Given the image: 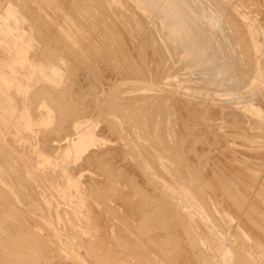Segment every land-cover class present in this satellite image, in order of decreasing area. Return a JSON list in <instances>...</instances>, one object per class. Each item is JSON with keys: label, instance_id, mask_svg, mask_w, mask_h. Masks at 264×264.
I'll return each instance as SVG.
<instances>
[{"label": "rangeland", "instance_id": "1", "mask_svg": "<svg viewBox=\"0 0 264 264\" xmlns=\"http://www.w3.org/2000/svg\"><path fill=\"white\" fill-rule=\"evenodd\" d=\"M1 2H0V5L2 6H0L1 8H0V17L2 16H6V14L4 13V14H2V12H3V9H4V11H5V9L7 8V7H9L10 9H11V12H12V16H9L11 19L8 21V24L10 25V26H16L17 27V29L15 30V34L13 33V35H11L12 37H10V44H12V45H7V44H4V46L3 47H0V56L1 57H4L5 55H7V49L8 48H10L9 46H15L14 44H15V41H16V36H17V34H20V35H22V37L24 38V41H26V42H24L23 43V45H24V48H25V50H26V53L28 54V55H30L32 52L31 51H33V53L31 54V58H33V60H35L34 62H35V67H36V74H37V76L38 77H36L35 78V80L33 81L32 80V83H31V91H30V93L27 95V97L24 99V103H27L28 104V102H30L29 103V107H30V110L31 111H34L33 112V114L35 115L34 116V121H35V125H34V127H35V131L36 132H38L39 131V128L41 127V125H40V122H41V119L40 118H42V117H44L45 115H47L46 114V111L47 112H49L50 113V115H51V117H52V124H51V128H49V129H47V131L46 132H48V134L46 133L45 135H47V136H45V141H43L44 142V144L46 143H48L49 145H50V143H51V139H52V137L54 138V136L57 138V139H60V138H62V136L64 135V133H66L67 131H70V129H68V128H71L72 127V129H73V127L74 126H76V128L80 131V132H82V133H84V134H87V135H89L91 138H92V140L93 141H95V142H97L99 145L97 146V147H100V148H97L96 146H95V148H96V150H98L99 149V151H97V152H95L94 154H92L90 157H92V158H89V153L90 152H88V153H86L85 154V156H84V158H86L87 159V161H85V162H83L82 164L81 163H79V164H77L78 166H80L79 168H78V166H76V168H77V171H75L74 173L76 174V172H77V174L76 175H78V173H79V171H80V168H81V171H80V174H83V178H84V180H89L88 178H95V180L92 178V180L93 181H100V179L103 177V178H105L106 180H108V175L106 174V173H104L103 171H101V167L105 164V166H107V165H109V168L110 167H112V168H115L114 169V172L116 173V171H118V170H120V169H122L121 171L123 172L122 173V175H128L129 173L128 172H130L131 174H132V172H133V174L131 175V174H129L127 177H129L130 175L131 176H135V178L137 179L138 178V180L141 182V183H143L144 182V184H145V182H146V177H143V175L142 174H140V173H138L139 171L137 170L138 169V167L136 168V166H137V164H135V163H137L136 162V160L134 159L135 158V152H137L138 151V154H139V156L142 158V160H143V163H144V165H145V167H146V169H147V172L149 173V175H150V177H152L154 180H153V182H155V184H158L160 187H162L166 192H167V194L171 197V199L172 200H174V201H176L180 206H182V208H184V210H185V213L189 216V218H190V220H191V223H192V228H193V231H195V237L197 238V241H198V243H200V247H195V250H193V252L195 253V254H200L199 253V251L200 252H203L202 254L204 255H209V256H212V260H213V262H215V264H236V262H239L238 264H240L241 263V259H239L240 258V256H238V254H237V248H239L240 247V244H239V239L237 238V237H239V238H241V237H243V246H242V249L245 251V252H248V254H249V256L251 257V260H252V262H253V264H264V262H262V261H264V254H263V251H260V250H262V249H258L257 248V245L256 244H254V242H252L251 243V241L253 240H249L250 238H252L251 236H249V235H251L253 232H254V230H256V231H258L259 230V228H260V230L261 229H264L263 227H264V225H262L261 223L263 222L264 223V211H263V209H264V0H258L259 2H257L256 3V1L257 0H216V1H214V0H187L188 1V4L186 3V0H184V2H185V5H186V7H190V9H191V7H192V9H191V11H190V13L189 12H187V13H189L188 15L186 14L185 15V17L187 18V16H188V18L189 19H196V21H194L195 23H193L194 25H198V26H200V27H195L193 30H194V32H196V33H194V34H197L198 32L200 33V32H202V33H204L205 31L204 30H208L209 32V34H211L210 36L212 37H210L209 39H207V45L205 44H203V43H205L204 42V39H205V37H207V36H205V33H207V31L204 33V34H202V35H204V37L201 35V36H199L200 34H198V36L200 37H196L194 34H193V32H192V36L194 35L195 36V38H194V40H193V42H194V44H195V42H196V40H197V44H199V43H201L202 41V43L200 44V45H196V46H194V48H198V47H201V45H202V48H203V46H204V48H205V50H203L204 52L206 51V53L210 56V54L212 53L211 51H213V52H215V53H213V54H211L212 55V57L211 58H215L216 60H215V64L217 65V68L218 69H216L215 67H216V65L215 64H213V66H212V64H211V62L212 61H214L213 59L211 60L210 59V57L209 56H207L206 54H204V53H201V51L199 50L198 51V53L200 54H198L197 52V54L195 55V57L197 58V56L199 55V58H197L198 59V61L195 59H193V58H195V57H190L188 60H189V64H188V60L187 59H184V57L181 55L182 54V50H181V47H182V45H181V43L180 42H178V44H177V47H176V49H175V46L174 45H176V43L177 42H170L171 40L170 39H168L169 40V43H168V40L165 38L166 36L165 35H167V33L168 32H166V33H164V37H162L163 36V34L162 33H160V31L158 30H156V29H154V28H156V26H157V29H159V25H157L158 24V20H157V18H160V17H163L164 15H163V13H160V12H157L154 8H152L151 6H145V9H142V6L141 7H139V5H141V2H140V0L138 1V0H136V1H134V0H130V1H132V2H130L129 0V2L128 3H126L127 1L126 0H124L123 2H122V0L120 1V0H107V3L106 4H104L105 2H106V0H5V1H3V0H0ZM13 1H14V3H13ZM22 1V2H21ZM28 2V4H26L27 2ZM40 1V2H39ZM44 1V2H43ZM60 1V2H59ZM73 1V2H72ZM102 1V2H101ZM105 1V2H104ZM172 2H174L173 0H171ZM177 1V0H176ZM179 1V0H178ZM214 1V2H213ZM219 1H221L224 5H222L221 4V2H219ZM242 1V2H241ZM17 2V3H16ZM76 2V3H75ZM83 2H84V4H83ZM87 2V3H86ZM90 2H94V3H96L95 5H92V4H94V3H90ZM99 2V3H98ZM189 2L192 4V6H191V4H189ZM216 2H218V3H216ZM226 2V3H225ZM33 3V4H32ZM40 3H42L41 5H40ZM48 4V5H46V4ZM66 5H65V4ZM74 3V4H73ZM130 3V4H129ZM134 3V4H133ZM178 5H179V2H176ZM175 2H174V4H176ZM15 4V5H14ZM18 4H20V5H18ZM62 4V5H61ZM64 4V5H63ZM122 4H124L126 7H124V5H122ZM128 6H130V7H128ZM131 4H133V5H131ZM214 4V5H213ZM17 5H18V7H17ZM37 5V6H36ZM43 5V6H42ZM73 5V6H72ZM88 5H90V6H88ZM98 5H101V6H99V8H98ZM105 5H107V6H109V7H111V8H108L107 6H105ZM113 5H115V6H113ZM194 5V6H193ZM196 5V6H195ZM216 5H218L217 6V8L215 7ZM263 5V6H262ZM21 7V9H20V7ZM25 6V7H24ZM29 6H30V9H29ZM44 6L46 7V8H44ZM70 6V7H69ZM95 8H94V7ZM113 6V7H112ZM120 6H123V7H121L120 8ZM224 6H225V8H224ZM227 6V7H226ZM228 6H229V8H228ZM24 7V8H23ZM28 7V8H27ZM37 7H39L38 9H37ZM41 7V8H40ZM42 7H43V9H42ZM50 7V8H49ZM77 7V8H76ZM82 7V8H81ZM89 7V8H88ZM101 7V8H100ZM116 7V8H115ZM117 7H119V8H117ZM136 7H137V9H139L138 10V12H139V14H140V11L142 12L141 14H140V16H141V18H140V16H139V14H137V9H136ZM150 7H151V10H150ZM193 7H195V8H193ZM33 8V9H32ZM52 8V9H51ZM86 8V9H85ZM123 8H125V9H127V10H125V9H123ZM133 9V8H135L133 11H131L130 9ZM198 8V9H197ZM220 8H222V9H220ZM226 8L228 9V12H227V10H226ZM231 8V9H230ZM23 9V10H22ZM30 11H29V10ZM83 9V10H82ZM88 9V10H87ZM93 9L95 10V11H93ZM99 9V10H98ZM107 9L109 10V11H107ZM114 9V10H113ZM115 9H117L116 11H115ZM124 11H123V10ZM196 9V10H195ZM220 9V10H219ZM224 9V10H223ZM230 9V10H229ZM25 10H27V11H25ZM32 10V11H31ZM40 10V11H39ZM46 10V11H45ZM48 10V11H47ZM50 10V11H49ZM105 10H106V12H105ZM111 10V11H110ZM121 10V11H120ZM197 10H199V11H197ZM216 12H215V11ZM253 10H254V12H253ZM34 11L35 12H37V13H34ZM45 11V12H44ZM66 11H68V12H66ZM69 11L70 12H72V13H70V15H69ZM83 11H84V13H83ZM113 11V12H112ZM124 13H123V12ZM135 11V12H134ZM180 11V14H181V16L183 17L182 19H184V21L185 22H188V21H190V22H188V24H190V26H189V29L192 27H194L193 26V24H191V20H189L188 18L186 19L185 17H184V14L186 13V11L185 10H183L182 9V11L181 10H179ZM196 11V12H195ZM231 11V12H230ZM27 13L26 14V16H30L31 18H32V20L36 23V25H38V28H40L41 27V29L39 30L40 32H37L36 34H35V36H34V34H33V29H34V27H33V25L30 23V19H27L26 18V16L24 15L25 13ZM49 12V13H48ZM52 12V13H51ZM67 14H66V13ZM87 12V13H86ZM101 12V13H100ZM118 12V13H117ZM123 14H121V13ZM127 12V13H126ZM129 12V13H128ZM183 12H184V14H183ZM200 12H202L201 13V15H199L200 14ZM222 12L224 13H226V15H225V13L224 14H222ZM233 12H235L234 14H230V13H233ZM22 13H24V14H22ZM40 13V14H39ZM60 13V14H59ZM82 15H81V14ZM88 13H90V14H88ZM111 13H112V15H111ZM116 13V14H115ZM237 13V14H236ZM259 13V14H258ZM30 14V15H29ZM34 14H36V16L34 15ZM38 14V15H37ZM51 14V15H50ZM101 14V15H100ZM108 14V15H107ZM115 14V16L113 17V15ZM119 14V15H118ZM128 14H129V16H128ZM134 14H137V16L135 15L134 16ZM142 14H143V17H147L148 18V22H144L143 20H145V18L144 19H142L143 17H142ZM160 14H162L163 16H161ZM183 14V15H182ZM235 14H236V16H235ZM88 15H89V20H91V22L92 23H90L89 22V20H88ZM91 15H93L92 17L93 18H91ZM103 15V16H102ZM111 15V16H110ZM158 15H159V17H158ZM189 15H190V17H189ZM214 15V16H213ZM215 15H216V17H215ZM218 15V16H217ZM229 15H232V17L231 16H229ZM239 15V16H238ZM35 16V17H34ZM38 16V18H36ZM42 16V17H41ZM51 16V17H50ZM107 17V19H111V20H108V22H107V19H106V17ZM109 16V17H108ZM120 18H119V17ZM124 16H125V18H124ZM133 16V17H132ZM191 16H192V18H191ZM198 16H199V18H200V16L203 18H200V20L198 19ZM205 16V17H204ZM234 16H235V18H234ZM45 17H46V19H45ZM72 17V18H71ZM98 17V18H97ZM116 17L118 18V19H116ZM127 17H129L128 19H127ZM171 17H173V16H171ZM219 19H218V18ZM221 17V18H220ZM238 17H240V18H238ZM45 20H43V19ZM47 18H48V20H47ZM81 18V19H80ZM82 18H84V19H82ZM87 18V19H86ZM97 18V19H96ZM100 18V19H99ZM105 18V19H104ZM123 18V19H122ZM175 18V17H174ZM174 18H172V19H174ZM226 18H228V19H226ZM50 19V20H49ZM103 21H102V20ZM138 19H141L140 21H142V22H140ZM186 19V20H185ZM233 19V20H232ZM235 19V20H234ZM67 20V21H66ZM75 20H77L76 21V23L74 22ZM84 20V21H83ZM97 20V22H95ZM120 20H121V23H120ZM132 20V21H131ZM157 20V24L154 22V21H156ZM199 20V21H198ZM201 20H203V22H201V24L203 23L204 24V26L206 25V27L203 29V28H201V24H199L200 23V21ZM237 20V21H236ZM243 20V21H242ZM37 21V22H36ZM51 21V22H50ZM59 21V22H58ZM80 21V22H79ZM102 21V22H101ZM119 21V22H118ZM126 22L127 23V26H129V27H127L126 26V24H124V22ZM135 21V22H134ZM192 21V22H193ZM231 21V22H230ZM234 21H235V24L237 23V27H236V25L234 24ZM238 21H239V23H238ZM240 21H241V23L243 24L244 23V25H242L241 23H240ZM27 22H29V23H27ZM53 22V23H52ZM67 22H68V24H67ZM82 22V23H81ZM105 22H107V23H105ZM109 22H111V24H109ZM131 24H129V23ZM134 22V23H133ZM140 22V23H139ZM197 22V23H196ZM206 22H207V24H206ZM233 22V23H232ZM38 23V24H37ZM46 23V24H45ZM49 23V24H48ZM51 23H52V25H51ZM75 23V24H74ZM81 23V24H80ZM95 23V24H94ZM102 23V24H101ZM118 23H120V24H118ZM123 23V24H122ZM144 23H145V25L147 26V24H148V26L150 25V26H153V25H155L156 24V26H153L154 28H152V30L154 31V32H152V30L150 31V32H152L153 33V35H152V33H150L148 30H150L151 28H150V26L149 27H145V25H144ZM147 23V24H146ZM30 24H31V26H30ZM40 24V25H39ZM55 25V27H54V25ZM89 24H90V26H89ZM99 24V25H98ZM116 24V25H115ZM123 25L122 27H123V29H122V27L120 26V25ZM136 24V25H135ZM153 24V25H152ZM48 25H50V26H48ZM77 25V26H76ZM79 25V26H78ZM92 25V26H91ZM97 25V26H96ZM107 25H108V27H107ZM115 25V26H114ZM27 26V27H26ZM45 26V27H44ZM67 26V27H66ZM83 26V27H82ZM99 26V27H98ZM126 26V27H125ZM139 26L140 27H142L143 26V28H141V29H143V31L142 30H140V28H139ZM203 26V27H204ZM232 26H233V28H232ZM235 26V27H234ZM25 27V28H24ZM44 27V28H43ZM49 27V28H48ZM56 27H58V28H56ZM65 27V28H64ZM72 27V28H71ZM81 27V28H80ZM90 27V28H89ZM111 27V28H110ZM114 27V28H113ZM117 27V29L119 30H117V29H115ZM121 27V28H120ZM208 27H210V28H208ZM240 27H244V29H246L247 30V32L248 33H246V35H245V33L244 32H246L245 30L243 31L242 29L243 28H240ZM28 30H27V29ZM48 30H47V29ZM51 28V29H50ZM97 28V29H96ZM101 28L103 29V30H101ZM105 28V29H104ZM127 28V29H126ZM130 28V29H129ZM134 28V29H133ZM138 28V29H137ZM145 28V29H144ZM146 28H149V29H146ZM197 28H201V30H203V31H200V29H198L197 30ZM207 28V29H206ZM238 28H239V31H238ZM30 29V30H29ZM44 29V30H43ZM56 29V30H55ZM69 29V30H68ZM83 29V30H82ZM89 29H90V31H89ZM113 29H115V30H113ZM122 29V30H121ZM124 29H126V30H124ZM130 30V31H128L127 32V30ZM137 29V30H136ZM237 29V30H236ZM240 29H241V31H243V32H241L240 31ZM38 30V29H37ZM46 30V31H45ZM52 30V31H51ZM58 30V31H57ZM68 30V31H67ZM76 32H75V31ZM94 32H93V31ZM113 30V31H112ZM139 30V31H138ZM147 30V31H146ZM156 30V31H155ZM161 30V29H160ZM192 30V29H191ZM190 30V31H191ZM192 30V31H193ZM1 31V30H0ZM53 31H56V32H53ZM83 31H86V32H83ZM98 31H100L99 33H98ZM122 31V32H121ZM139 33H138V32ZM147 33H146V32ZM236 31H237V33H236ZM42 32V33H41ZM60 32H62L63 33V35L60 33ZM70 32V33H69ZM90 33V35H89V33ZM102 32H107L106 33V35H105V33H102ZM121 32V33H120ZM123 32H125V35H124V33ZM131 34H130V33ZM142 32H144V33H142ZM230 32V33H229ZM34 33H35V31H34ZM51 33V36L49 35ZM123 33V34H122ZM126 33L128 34V36L126 35ZM148 33H150V34H148ZM219 33V34H218ZM241 35H243V36H241ZM244 33V34H243ZM39 34V35H38ZM43 34V35H42ZM53 34V35H52ZM119 34H121V35H119ZM138 34H140L139 36L140 37H137L138 36ZM144 34V35H143ZM147 34V35H146ZM235 34V35H234ZM0 35L1 36H4V32H0ZM47 37H45V36ZM50 37H49V36ZM55 35V36H54ZM57 35V36H56ZM97 35V36H96ZM103 35H105L104 36V38H102L103 37ZM111 35V36H110ZM115 35H117V36H115ZM123 35V36H122ZM129 35H131L132 36V38H134V40L132 41V40H130L131 39V36L129 37ZM135 35V36H134ZM142 35L145 37V36H147V37H145V39H146V41L142 38ZM155 35V36H154ZM162 35V36H161ZM181 35H182V33H181ZM207 35V34H206ZM238 35V36H237ZM37 36V37H36ZM41 36V37H40ZM54 36V37H53ZM59 36V37H58ZM61 36V37H60ZM66 37V39H68V40H66V39H64L65 37ZM75 36V37H74ZM77 36V37H76ZM79 36V37H78ZM98 36H100V37H98ZM118 36H120V38L118 37ZM125 36V37H124ZM153 36L154 37H158V38H156V39H159V40H157V42L159 41V43H157L158 44V46L157 45H154V47H153V45H152V41H155V44H156V40H155V38L153 39ZM169 35H167V37H168ZM209 36V35H208ZM214 36V37H213ZM236 36V37H235ZM49 37V38H48ZM55 37H56V40H55ZM64 37V38H63ZM82 37V38H81ZM87 37V38H86ZM92 37V38H91ZM97 37V38H96ZM106 37V38H105ZM112 37V38H111ZM149 37V38H148ZM150 37H152V39L150 38ZM201 37H203L204 39H202ZM243 39H242V38ZM245 37H247V39L245 38ZM45 40V41H43V39ZM50 38H52V39H50ZM77 38V39H76ZM79 38V39H78ZM95 38V39H94ZM119 38V39H118ZM138 38H142V40L141 39H138ZM165 38V39H164ZM169 38V37H168ZM193 38V37H192ZM208 38V37H207ZM240 38V39H239ZM58 39H60V40H58ZM82 39V40H81ZM84 39V40H83ZM88 39V40H87ZM99 39V40H98ZM110 41H109V40ZM113 39V40H112ZM115 39V40H114ZM124 39V40H123ZM126 39V40H125ZM129 39V40H128ZM196 39V40H195ZM198 39H201V40H198ZM213 39V41H214V43H212V40ZM215 39V40H214ZM223 39V40H222ZM238 39V40H237ZM243 40V42H242V40ZM251 40V42L249 41V40ZM51 40V41H50ZM53 40H55L54 42H53ZM63 40V41H62ZM78 40V41H77ZM80 40V41H79ZM87 42H86V41ZM95 40V41H94ZM98 42H97V41ZM105 42H104V41ZM117 40H120V41H117ZM123 40V41H122ZM141 40V41H140ZM150 40V41H149ZM208 40H210V41H208ZM230 40V41H229ZM234 40V41H233ZM245 40V41H244ZM247 40V41H246ZM39 41H40V43H39ZM43 41V42H42ZM47 41H48V43H47ZM50 41V42H49ZM60 41V42H59ZM101 41V42H100ZM109 41V42H108ZM127 43H126V42ZM146 42V44H145V42ZM166 42V43H164V42ZM200 41V42H199ZM205 41H206V39H205ZM224 43H223V42ZM41 42H42V44H41ZM47 44H46V43ZM57 42V43H56ZM59 42V43H58ZM64 42V43H63ZM68 42V43H67ZM71 42V43H70ZM85 42V43H84ZM97 44H96V43ZM114 42H116L115 44H114ZM119 42H120V44H119ZM124 42V43H123ZM132 42H134V43H132ZM136 42H138L139 44H141L142 43V45H139L138 43H136ZM199 42V43H198ZM210 42V43H209ZM216 42V43H215ZM245 42V43H244ZM250 42V43H249ZM45 43V44H44ZM51 43V45H48V44H50ZM55 43L57 44V45H55ZM61 43H62V45H61ZM89 43H91V44H89ZM129 43V44H128ZM130 43L133 45V47H132V45H130ZM148 43V44H147ZM150 43V44H149ZM161 43L162 44H164L163 45V49H162V47H161ZM174 43V47L172 46V44ZM223 43V44H222ZM243 43V44H242ZM248 43V45H249V47H247L248 45H245V44H247ZM64 44V45H63ZM68 44H70V45H68ZM72 44V45H71ZM78 44V45H77ZM102 44H104V45H102ZM111 44H113V45H111ZM126 44V45H125ZM143 44H145V45H143ZM168 44H170V46L168 45ZM211 44V46L213 45V44H218V45H220V46H218V45H216V47H215V45H213L212 47L213 48H215V51L213 50V48L210 46V48L212 49V50H209L210 48H209V45ZM225 44V45H224ZM34 45V46H33ZM39 45H41V46H39ZM48 45V50L50 49V50H53V51H51V52H53L52 53V56H48V54L49 55H51V53H50V50H49V52H48V50H47V46ZM61 45V46H60ZM88 45V46H87ZM97 45V46H96ZM110 45V46H109ZM127 45H129V46H127ZM134 45H135V50H134ZM137 45H139V46H137ZM179 45H181V46H179ZM224 45V46H223ZM36 46V48H33V47H35ZM45 46V47H44ZM56 46V47H55ZM58 46H60L59 47V49H58ZM65 48H64V47ZM70 47V49H69V47ZM78 46V48H80V49H78V48H76ZM82 46H83V48H82ZM93 46V47H92ZM101 46V47H100ZM117 46V47H116ZM121 46V47H120ZM125 46L126 47H130V48H125ZM140 46H144V48L142 49V47H140ZM149 46V47H148ZM160 46V47H159ZM165 46V47H164ZM168 46V48H166ZM198 46V47H197ZM206 46V47H205ZM207 46H208V48H207ZM246 46V47H245ZM46 48V50L44 49V48ZM53 47L56 49V50H54L53 49ZM64 48V50L62 49V48ZM72 47H73V49H72ZM90 47V48H89ZM95 47H97L96 49H95ZM111 47V48H110ZM124 47V48H123ZM138 47H139V49L140 50H138ZM157 47V48H156ZM171 47H173L174 49H171ZM179 47V48H178ZM218 47V48H217ZM219 47H221V49L219 48ZM52 48V49H51ZM67 48V52H66V49ZM76 48V49H75ZM114 48V49H113ZM119 48H121V49H119ZM123 48V49H122ZM152 48V49H151ZM164 48H166V50H165V52L169 55V57H168V55H166L165 54V52L163 51L164 50ZM201 48V49H202ZM203 48V49H204ZM246 48H248L247 50H246ZM69 49V50H68ZM108 49V50H107ZM116 49H117V52H116ZM128 49V50H127ZM133 49V52L131 51ZM149 49V50H148ZM158 51H156V50ZM178 49H180V50H178ZM220 49V50H219ZM57 50H58V52H57ZM61 50H63V51H61ZM70 50H71V52H70ZM73 50H75V51H73ZM79 50V51H78ZM81 50V51H80ZM83 50H85V51H83ZM86 50H88V51H90V52H88V51H86ZM96 50V51H95ZM103 50V51H102ZM112 50H113V52H112ZM148 50V51H147ZM153 52H152V51ZM175 52V50L177 51V53L178 52H180V53H178V55L176 56V57H174L177 53L175 52H173V51ZM197 50V49H196ZM195 50V51H196ZM216 50H217V52H216ZM224 50V51H223ZM252 50H253V52H252ZM38 51V52H37ZM77 51V52H76ZM99 51L102 53H99ZM107 51V52H106ZM123 51V52H122ZM127 51H129V54H128V52ZM135 51H136V53H135ZM140 51V52H139ZM152 53H151V52ZM170 51H172V52H170ZM208 51V52H207ZM219 51H221V52H219ZM243 51H248V53H244ZM250 51V52H249ZM34 52H35V54H34ZM43 52H44V54H45V52H47L45 55L43 54ZM55 52H56V54L57 53H59V54H57L56 56H55ZM73 52H75V53H77V55L75 54V53H73ZM96 52H98V53H96ZM112 52V53H111ZM124 53V55L122 54V53ZM146 52V55L148 54V56H146L144 53ZM157 52V53H156ZM169 52L172 54V56L169 54ZM225 52V53H224ZM242 52V53H241ZM64 53V54H63ZM68 53H70V54H68ZM84 53H86V54H84ZM107 53V54H106ZM116 53H118V55L116 54ZM156 53V55H154ZM174 53V54H173ZM253 53V55L251 56V54ZM38 54H39V56H38ZM73 54V55H72ZM104 54V55H103ZM113 54V55H112ZM115 54V55H114ZM131 54V56L129 57L128 55H130ZM139 54V55H138ZM158 54H159V56H158ZM218 56H217V55ZM248 54V55H247ZM37 55V57H35L36 59H34V56H36ZM62 55V56H61ZM65 55H67V56H65ZM69 55V56H68ZM80 55V56H79ZM86 55V56H85ZM133 55H135V57L133 56ZM150 55V56H149ZM151 55H152V57H151ZM164 55V56H163ZM193 54H191V55H189V56H194ZM204 55V56H203ZM214 55H216V56H214ZM59 57V58H57V59H55V57ZM63 56H65V57H68V58H64ZM79 56V57H78ZM112 56H114V58L112 57ZM116 56V57H115ZM117 56H119V57H117ZM126 56H128V57H126ZM146 56V57H145ZM153 56H154V58H153ZM205 56H207L209 59V61L208 60H206L207 59V57L205 58ZM214 56V57H213ZM246 56V57H245ZM41 57V58H40ZM120 57H121V59H120ZM136 57H138V58H136ZM140 57L142 58L143 57V59H141V60H139L140 59ZM162 57V58H161ZM167 57V59L165 60V58ZM178 57H179V59L181 58V60L182 61H179L178 62ZM221 57V58H220ZM247 57H251L250 59H249V61H248V58ZM37 58H38V60H37ZM43 58V59H42ZM78 60H77V59ZM90 58V59H89ZM99 58V59H98ZM114 60H113V59ZM117 58V59H116ZM146 58L148 59V60H150V61H148V60H146ZM150 58V59H149ZM158 58H160L159 60H158ZM164 58V59H163ZM170 58V59H169ZM183 58V59H182ZM202 58H204L205 59V61H207V62H205L204 61V59H202ZM256 58V59H255ZM50 59H51V61H50ZM56 60V61H54V60ZM71 59V60H70ZM76 59V60H75ZM82 59H84V60H82ZM88 59V60H87ZM93 59H94V61H93ZM97 59V60H96ZM112 59V60H111ZM123 59H124V61H126V63L123 61ZM128 59H132V60H128ZM138 59V60H137ZM173 59H175V60H173ZM176 59H177V62H176ZM190 59H192V61H190ZM201 59L204 61V62H202L201 61ZM251 59H254V60H252L251 61ZM45 60H47V61H45ZM73 60H74V63H73ZM81 60V61H80ZM117 60H119V61H117ZM128 60V61H127ZM136 60V61H135ZM142 60H143V62H142ZM155 60V61H154ZM156 60H158V61H156ZM160 60H162V61H160ZM172 60V61H171ZM55 63H54V62ZM59 61V62H58ZM64 61H66V65H65V62ZM72 61V62H71ZM78 61V62H77ZM82 62L81 64H84V65H86V66H84V65H81L80 64V62ZM87 61V62H86ZM98 61H100V63L98 62ZM109 61V62H108ZM113 61V62H112ZM138 61H141V62H138ZM144 61H146V62H144ZM154 61V62H153ZM167 61V62H166ZM183 61L184 62H186V65L188 64L189 66H186V65H184V63H183ZM211 61V62H210ZM237 63H236V62ZM248 61V62H247ZM253 61H255L254 62V64H252V62ZM56 62H58L59 64H57ZM87 64H86V63ZM97 62V63H96ZM104 64H103V63ZM129 62V63H128ZM130 62H132V63H130ZM136 62V63H135ZM150 63V65H148L147 66V64H149ZM153 62V63H152ZM158 62V63H157ZM161 62H162V66H161ZM170 64H169V63ZM174 62L176 63V67H177V69H176V67H175V65H174ZM194 62H196V64H195V66H192V67H190V65H192ZM209 62V63H208ZM220 62V63H219ZM251 62V63H250ZM61 63V64H60ZM69 63V64H68ZM73 64V65H71V64ZM94 63V64H93ZM96 63V64H95ZM107 63V64H106ZM123 63H125V64H123ZM142 63V64H141ZM155 63V64H154ZM164 63H165V65H167L166 67H165V65H164ZM180 63H182V64H180ZM192 63V64H191ZM205 63H207V66H206V64ZM248 63V64H247ZM116 64V65H115ZM119 64V65H118ZM133 64H137L136 66L135 65H133ZM145 64V65H144ZM158 64V65H157ZM159 64H160V66H159ZM178 64H180V65H178ZM201 64V66L199 67V65ZM208 64L210 65L209 67H208ZM237 64V65H236ZM77 65V66H76ZM81 65V66H80ZM88 65V66H87ZM99 65L101 66V67H99ZM106 65V67H104ZM125 65V66H124ZM154 65V66H153ZM171 67H170V66ZM205 65V67H208V68H204L203 66ZM253 66L254 65V67H252L253 69V72H252V75L249 73V72H251L252 70L250 69L251 68V66ZM66 66H67V69H66ZM71 68H69V67ZM72 66V67H71ZM75 66V67H74ZM93 66V67H92ZM108 66H109V68H108ZM121 66V67H120ZM133 66H135V67H133ZM146 67V68H144V67ZM153 66V67H152ZM174 66V67H173ZM180 68H179V67ZM197 66V67H196ZM225 66H227V68L225 67ZM240 66V67H239ZM82 67V68H81ZM128 67H129V69H128ZM131 67V68H130ZM141 67V69L139 70L138 68H140ZM148 67V68H147ZM154 67H156V68H154ZM163 67H165V69H163ZM168 67V68H167ZM196 67V68H195ZM213 67H214V69H216V70H213ZM224 67V68H223ZM242 67V68H241ZM88 69V71H86L85 69ZM96 68H98V69H96ZM122 68V69H121ZM125 68V69H124ZM134 68V69H133ZM145 70V69H147L148 70V72L146 73V71L147 70H143V69ZM150 68V69H149ZM166 68H167V70H166ZM169 68L170 69H172L173 68V73H172V70H169ZM199 68V69H198ZM200 68H202V69H200ZM212 68V69H211ZM237 68V69H236ZM244 68H246V70L244 69ZM73 69H74V72H73ZM92 69V70H91ZM94 69V70H93ZM100 69V70H99ZM116 69V70H115ZM119 71H118V70ZM122 70V72H120L121 70ZM124 69V70H123ZM153 69L156 71H153ZM159 69V70H158ZM160 69H162V70H160ZM174 69H176V71L174 70ZM194 69V70H193ZM197 69V70H196ZM210 69H211V71H213V73L210 71ZM226 69V70H225ZM69 70V71H68ZM105 70V71H104ZM110 70H112V72H111V74H109V72H110ZM131 70H135V71H131ZM141 72H139V71ZM164 70V71H163ZM169 70V71H168ZM200 70V71H199ZM202 70V71H201ZM206 70V71H205ZM217 70H219V71H217ZM222 70V71H221ZM239 70H241V71H239ZM68 71V72H67ZM76 71V72H75ZM91 73H90V72ZM92 71H94V72H92ZM103 71V72H102ZM107 71V72H106ZM130 71V72H129ZM137 71V72H136ZM151 71L153 72V73H151ZM161 71H163L162 72V74H161ZM167 71H168V73H167ZM205 71V72H204ZM230 71L232 72V73H230ZM66 72H67V76H66ZM71 74H70V73ZM77 72H79L78 73V76L76 75L77 74ZM104 72H106V73H104ZM117 72H120V73H117ZM125 72V73H124ZM140 73V75H139V73ZM145 72V73H144ZM186 72V73H185ZM200 72V73H199ZM210 74H209V73ZM219 72V73H218ZM223 74H222V73ZM68 73L71 75V78H68V76L70 77V75H68ZM81 73V74H80ZM85 73H87V74H85ZM122 73H123V75H122ZM129 75V73H131L130 75H132L131 77L132 78H130V76H127V74ZM143 73V74H142ZM150 73V74H149ZM164 73V74H163ZM167 75H166V74ZM207 73V74H206ZM236 73V74H235ZM238 73V74H237ZM249 73V74H248ZM85 74V75H84ZM93 76H96V79H95V77H92V75ZM95 74V75H94ZM107 74V75H106ZM116 74V75H115ZM126 74V75H125ZM137 74H138V76H137ZM145 74V75H144ZM154 74V75H153ZM170 74V75H169ZM199 74V75H198ZM227 75V77H226V75ZM241 74V75H240ZM87 75V77H85ZM100 75V76H99ZM103 75V76H102ZM104 75H105V77H104ZM109 75V76H108ZM120 75V76H119ZM121 75H122V77H121ZM136 77H135V76ZM141 75H142V77H146V79H147V75H149V79H147L148 81H146L145 79L144 80H142V77H141ZM151 75L153 76V77H151ZM157 75H159L158 77H156ZM161 75H165V76H161ZM202 75V76H201ZM251 75V76H250ZM73 76V77H72ZM75 76V77H74ZM108 76V77H107ZM116 76V77H115ZM125 78H124V77ZM194 76V77H193ZM204 76V77H203ZM214 78H213V77ZM225 76V77H224ZM239 76H241V77H239ZM244 76V77H243ZM67 77V78H66ZM78 77V78H77ZM89 77V78H88ZM90 77H91V79H90ZM107 77V78H106ZM111 77H113V79H114V81H112V78ZM117 77H120V79H121V83L120 84H118L119 83V81H118V78ZM134 77H135V79H134ZM140 77H141V79H140ZM152 79H151V78ZM208 77H209V79H208ZM219 77V78H218ZM247 77H248V79H247ZM65 78H66V80H65ZM74 78V79H73ZM80 78V79H79ZM82 78V79H81ZM88 78V79H87ZM93 78V79H92ZM106 78V79H105ZM110 78H111V80H110ZM126 78H128L127 80L128 81H125L126 80ZM155 78H156V81H155ZM160 78V81H161V83L162 84H159L160 83V81L159 80H157V79H159ZM198 80H197V79ZM211 78V79H210ZM216 78H217V81H216ZM71 80V82H73V83H71L70 81L68 82V80ZM84 79V80H83ZM95 79V80H94ZM117 79V80H116ZM119 79V80H120ZM123 79V80H122ZM130 79H133L132 81L130 80ZM140 79V80H139ZM203 79V80H202ZM219 79V80H218ZM241 79H247V80H244V82H246L245 84H244V82H243V80H241ZM80 80V81H79ZM89 80V81H88ZM235 80H236V83H237V87H236V84H234V82H235ZM239 80L243 83H241V82H239ZM68 83H67V82ZM95 83H94V82ZM101 81L103 82V84H105V85H101ZM106 81H107V83H106ZM115 81H116V85L117 86H115V89H114V94H115V99L113 100V101H111V103L113 102V105H111V106H113L112 108H111V110H110V104L107 106V107H104L103 105H102V101H103V97L105 96V94L107 93V91H109L110 90V86H111V84H113V83H115ZM117 81H118V83H117ZM172 81V83H170ZM206 81V82H205ZM216 81V82H215ZM221 81V82H220ZM231 81V82H230ZM66 82V83H65ZM80 82H81V84H80ZM113 82V83H112ZM174 82V83H173ZM227 82V83H226ZM232 84V86H230V84ZM42 83V84H41ZM48 83V84H47ZM70 83V84H69ZM78 83V84H77ZM85 83V84H84ZM87 83V84H86ZM99 83V84H98ZM167 83V84H166ZM169 83V84H168ZM238 83H240V84H238ZM33 84V85H32ZM45 84V85H44ZM47 84V85H46ZM73 84H75V85H73ZM83 84H84V86H83ZM174 84V85H173ZM190 84L192 85V86H190ZM38 85V88L36 87ZM40 85H42L41 87H40ZM43 85H44V87H43ZM51 85V86H50ZM65 85V86H64ZM70 85V86H69ZM73 85V86H72ZM78 85V86H77ZM80 85V86H79ZM82 85V86H81ZM97 85H101V87H99L98 89H95L94 87H96ZM227 85H229L230 86V88L232 89V87H234L233 85H235V87L234 88H238L236 91L235 90H231V89H227V88H229V86L228 87H226ZM239 85H241L240 87L241 88H239ZM63 86V87H62ZM90 86V87H89ZM123 88H121V87ZM131 86V87H130ZM140 87V88H138V87ZM202 86V87H201ZM52 87H55V92L53 91V89H52ZM65 87L67 88L66 90H65ZM81 87V88H80ZM128 89H127V88ZM134 89H133V88ZM212 87V88H211ZM32 88H34V89H32ZM41 88H43L42 90H44V88L45 89H47L48 91L46 92V91H43L42 92V90H41ZM71 88V89H70ZM77 88H78V90H77ZM92 88V89H91ZM97 88V87H96ZM102 88V89H101ZM121 89V91H122V94L123 95H125V96H133V94L134 95H136V94H140V93H147L146 94V96L150 99V101H152V103L153 102H155L154 103V105L152 104V103H150V101L147 99L146 100V98H142V99H144V100H142V99H136L135 98V100L134 101H132V103L133 104H131V105H129V104H127L128 105V107L129 108H132V106H134V104H135V106L134 107H137L138 105H140L139 103H141L142 105L141 106H144V103L145 102H149V103H145V106H146V108H145V111H146V113L148 112V114H144V115H142V119H145L148 123V125L146 124L145 125V128H143V130L141 129V127L140 126H138V124L137 123H134V124H132L133 126H129V125H127L126 126V124H124L118 117H117V114L115 113V112H113L114 111V108L118 105L117 103H119V104H122V107H121V112L122 113H124V114H126V115H128V118L130 119V121L132 120L133 122H134V116L133 115H130V113H128L130 110H129V108L127 107V105H126V102L124 103L123 102V100L121 99V91L119 90V89ZM136 88V89H135ZM142 88V89H141ZM147 88H149V89H147ZM36 89L38 90V92L36 93ZM52 90L51 92L49 91V90ZM62 89V90H61ZM82 89V90H81ZM87 89V90H86ZM88 89H90V91H88ZM94 89V90H93ZM210 89V90H209ZM39 90H41V91H39ZM59 90V91H58ZM67 90H68V92H67ZM86 90V91H85ZM96 90V91H95ZM107 90V91H106ZM118 90L120 91V92H118ZM125 90V91H124ZM57 91H58V94H57ZM64 91V92H63ZM70 91V92H69ZM74 91V92H73ZM156 91V92H155ZM160 91H162V92H160ZM32 92V93H31ZM41 92V93H40ZM50 92V93H49ZM52 92H54V93H52ZM61 92V93H60ZM66 92V93H65ZM94 92V93H93ZM106 92V93H105ZM116 92H117V94H116ZM167 93V96H168V98H167V96L166 95H164L165 93ZM49 94L48 95V97L49 96H52L53 94L55 95V98L57 99H52V97H54V96H52L51 97V99L49 100V98H48V100H46L45 101V99H47V97H45V96H47V94ZM64 93V94H63ZM67 93H69V94H67ZM88 93H90V94H88ZM100 93V94H99ZM104 93V94H103ZM155 93H159V95L161 94V96H163V97H165V98H163V97H159V95H158V97L159 98H157V95L155 94ZM171 94V95H169V94ZM31 94V95H30ZM41 94H42V96H41ZM45 94V95H44ZM66 94V95H65ZM74 94V95H73ZM76 94V95H75ZM85 94V95H84ZM87 94H88V96H87ZM94 94H95V96H94ZM120 94V95H119ZM57 95H59V97L57 96ZM61 95V96H60ZM64 95H65V98H64ZM72 95V96H71ZM79 95H81V96H79ZM153 95H155V96H153ZM258 95V96H257ZM31 96V97H30ZM57 96V97H56ZM78 96L80 97V98H78ZM85 96V99L87 100H85V99H82L83 97ZM87 96V97H86ZM90 96V97H89ZM91 96H92V98H91ZM172 98H171V97ZM44 97V98H43ZM76 97V98H75ZM97 97V98H96ZM153 97H155V98H153ZM170 97V98H169ZM179 97V98H178ZM257 97V98H256ZM259 97V98H258ZM31 98V99H30ZM38 98V99H37ZM41 98V99H40ZM58 98H59V100H58ZM95 100H94V99ZM153 98V99H152ZM167 98V99H166ZM174 98V99H173ZM175 98H177V99H175ZM41 101H40V100ZM69 101H67V100ZM74 99V100H73ZM76 99V100H75ZM78 99V100H77ZM81 99V100H80ZM118 99V100H117ZM152 99V100H151ZM157 99V100H156ZM160 99V100H159ZM168 99H170V100H168ZM29 100V101H28ZM79 100L80 101H82V102H79ZM93 100L95 101V102H93ZM102 100V101H101ZM128 100L130 101V100H132L131 98H128ZM127 100V101H128ZM155 100V101H154ZM165 100V101H164ZM173 100V101H172ZM181 100V101H180ZM183 100V101H182ZM186 100V101H185ZM35 101V102H34ZM51 101H53V102H51ZM54 101H55V103H54ZM58 101V103L60 104H56V102ZM67 101V102H66ZM75 101V102H74ZM78 101V103H76ZM88 101L89 102H91V103H89L88 104ZM101 101V103H99ZM115 101H120V102H115ZM139 101V103L138 104H136L137 102ZM171 101H172V103H171ZM179 102V103H182V104H177V102ZM186 103H185V102ZM46 102H48V104H46ZM66 102V103H65ZM70 102H71V104H70ZM86 102H87V106H86ZM131 102V101H130ZM135 102V103H134ZM162 103V102H164L162 105L160 104V103ZM166 102V103H165ZM167 102H170L169 104L167 103ZM173 102H174V105H173ZM195 102V103H194ZM257 102H258V104H257ZM37 103H40V104H38L37 105ZM49 103H51V104H49ZM76 103V104H79V105H74V104ZM85 104V106H86V108H85V106H84V104ZM158 103V104H157ZM176 103V104H175ZM194 103V104H193ZM26 104V105H27ZM44 104H45V106H44ZM55 104V105H54ZM83 104V105H82ZM100 106H99V105ZM116 104V105H115ZM170 104H171V106H170ZM187 104V105H186ZM208 104V105H207ZM31 105V106H30ZM51 106L52 108H50V107H48V106ZM64 106L65 108H63L62 106ZM66 105V106H65ZM72 107H71V106ZM81 105V106H80ZM93 105H94V108H93ZM98 105V106H97ZM115 105V106H114ZM137 105V106H136ZM153 105V106H152ZM162 106V109L161 110H159V107L161 108V106ZM165 105V106H164ZM178 105V106H177ZM183 107H182V106ZM189 105V106H188ZM191 105H193L192 107L193 108H191ZM251 105H252V107H251ZM261 105V106H260ZM36 106V107H35ZM88 106H90V107H88ZM119 106V105H118ZM125 106V107H124ZM131 106V107H130ZM144 106V107H145ZM151 106V107H150ZM167 106L169 107V108H167ZM176 106V107H175ZM185 106V107H184ZM188 106V107H187ZM205 106L207 107V108H205ZM54 107V108H53ZM58 107H59V109H58ZM61 107V108H60ZM71 107V108H70ZM76 107V108H75ZM96 107H97V109H96ZM100 107V108H99ZM150 107V108H149ZM163 107H164V109H163ZM166 107V108H165ZM173 108V110H172V108ZM190 107V108H189ZM198 107V108H197ZM200 107V108H199ZM37 108V109H36ZM73 108V109H72ZM82 109V110H80L81 112L83 111V110H85V111H83L82 112V114H81V112H79V110L78 109ZM127 108V109H126ZM176 108V109H175ZM189 108V110H191V111H189L188 110V112H190L189 113V115H188V112H187V110L186 109H188ZM196 109L197 111H192V109ZM210 108V109H209ZM235 108V109H234ZM35 109V110H34ZM62 109V110H61ZM63 109H65V110H63ZM76 109V110H75ZM93 109H94V111H93ZM149 109H151V110H149ZM170 109V110H169ZM183 109V110H182ZM194 109V110H195ZM201 109V110H200ZM205 111H204V110ZM232 109L234 110V112H236L237 114H238V118H237V116H234L233 117V114H231V113H234L233 111H232ZM236 109H238V110H236ZM258 109V110H257ZM55 111V113H54V111ZM72 110V111H71ZM76 112H75V111ZM90 110H92V111H90ZM97 110V111H96ZM104 110H106L107 112H104V113H102ZM164 110V111H163ZM168 111V113H169V115H168V113H167V115H163V113L164 114H166V112ZM176 112H175V111ZM209 110H211V111H209ZM221 110V111H220ZM225 110V111H224ZM227 110V111H226ZM246 110V111H245ZM37 111H39V112H37ZM43 111V112H42ZM69 111V112H68ZM111 111V112H110ZM151 111V112H150ZM152 111H154V113L152 112ZM158 111V112H157ZM161 113H160V112ZM199 111V112H198ZM204 111V112H203ZM217 111V112H216ZM229 111V112H228ZM237 111H240V113H238ZM249 111V112H248ZM262 111V112H261ZM45 112V113H44ZM65 112H66V114H65ZM70 112H72V113H70ZM75 114H74V113ZM77 112H78V114L81 116H79L78 114H77ZM86 112V113H85ZM102 113V115L100 116V114ZM110 112V113H109ZM182 112V113H181ZM192 112H194L195 113V115L192 113ZM36 113V114H35ZM37 113H38V115H37ZM63 113V114H62ZM84 113V114H83ZM97 113H100V114H97L98 115V117H96L97 115L96 114ZM106 113H108V114H106ZM152 113V114H151ZM156 113V114H155ZM185 113V114H184ZM187 113V114H186ZM192 113V114H191ZM211 113V114H210ZM224 113V114H223ZM229 114V117H228V115H226V114ZM235 113V114H236ZM45 114V115H44ZM71 114V115H70ZM88 114V115H87ZM90 114V115H89ZM105 116H107L108 118H111L112 120H114L115 121V123H116V125L118 126V127H120V135L116 132L114 135L112 134V136H111V133L108 131V129L106 130V128H108V126L106 125V124H108V123H106L105 124V122H107V117H105ZM149 114H151L152 116H150ZM155 114V115H154ZM197 114V115H196ZM201 114V115H200ZM234 114V115H235ZM236 114V115H237ZM239 114H241L240 116H242V119H241V117H239ZM243 114V115H242ZM36 115H37V117H36ZM40 115V116H39ZM55 115V116H54ZM67 116V118H66V116ZM75 115H77V117L79 116L80 117V119H78ZM84 115H85V117H84ZM93 115H95V116H93ZM148 115H149V117L150 118H148ZM176 115V116H175ZM190 115H194V116H192L193 117V119H192V117L190 116ZM57 116H59V117H57ZM65 118H64V117ZM104 116V117H103ZM147 116V117H146ZM153 116H155L154 117V120L155 121H153ZM167 116V118H165ZM186 116H189V118L188 117H186ZM198 116V117H197ZM201 116V117H200ZM246 116V117H245ZM263 116V117H262ZM35 117L37 118V119H35ZM39 117V118H38ZM72 118V120H71V118ZM89 117V118H88ZM93 117H95V118H93ZM134 117V118H133ZM169 117H170V119H169ZM179 117V118H178ZM184 117V118H183ZM197 117V118H196ZM207 117V118H206ZM222 117V118H221ZM224 117V118H223ZM227 117V118H226ZM243 117H245V118H243ZM74 118V119H73ZM77 120H76V119ZM103 119L104 121L102 122V121H100L101 119ZM106 118V119H105ZM147 118V119H146ZM183 120H182V119ZM188 118V119H187ZM217 118V119H216ZM219 118V119H218ZM234 118H236L235 120H234ZM57 119V120H56ZM58 119H60V120H58ZM149 119V120H148ZM150 119H151V121H152V123H153V128L151 127V125H152V123H151V121H150ZM163 120V121H165V122H163L162 123V127H161V121L160 120ZM191 119V120H190ZM194 119H195V121H194ZM54 120H55V123H54ZM62 120H64L65 121V123L62 121ZM174 120V121H173ZM185 120V121H184ZM188 120H190V121H188ZM202 120V121H201ZM232 120V121H231ZM242 120H244V121H242ZM247 120V121H246ZM61 121V122H60ZM69 121V122H68ZM72 121V122H71ZM98 121V122H97ZM149 121H150V123L151 124H149ZM179 121H180V123H179ZM193 121V122H192ZM204 121V122H203ZM229 121V122H228ZM234 121H236V123L234 122ZM240 121V124H237L238 122ZM58 122V124H56ZM73 124L72 126H71V123ZM242 122H244V123H242ZM61 123V124H60ZM187 123V124H186ZM56 124V125H55ZM60 124V125H59ZM68 124V125H67ZM103 124V125H102ZM166 124V125H165ZM181 124V125H180ZM188 124H190V125H188ZM203 124V125H202ZM214 124V125H213ZM228 124V125H227ZM231 126H230V125ZM237 124V125H236ZM243 124V125H242ZM57 125H58V127H57ZM64 125V126H63ZM67 125V126H66ZM106 125V126H105ZM125 125V126H124ZM159 125V126H158ZM163 125H165V127H163ZM193 125V126H192ZM196 125V127H194ZM207 125V126H206ZM238 125H240V126H238ZM246 125V126H245ZM61 126H63V127H61ZM188 126V127H187ZM199 126V127H198ZM204 126V127H203ZM208 126H209V128H208ZM217 126H219V127H217ZM100 127V128H99ZM126 127V128H125ZM140 127V128H139ZM212 127V128H211ZM228 127V128H227ZM230 127V128H229ZM242 127V128H241ZM56 128V129H55ZM58 128L59 129H61V130H59L58 131ZM99 128V129H98ZM129 128V129H128ZM149 128V129H148ZM151 128L153 129V130H151ZM160 129L161 128V130L163 131H165L164 132V134H163V132L161 131V130H158V129ZM162 128H164V129H162ZM187 128V129H186ZM211 128V129H210ZM214 128V129H213ZM217 128V129H216ZM227 128V129H226ZM233 128H235V129H233ZM245 128V129H244ZM247 128V129H246ZM127 129V130H126ZM132 129V131H130ZM140 129V130H139ZM207 129V130H206ZM243 129V130H242ZM248 129H249V131H248ZM63 130V131H62ZM64 130H67V131H64ZM99 132H98V131ZM146 130V131H145ZM148 130V131H147ZM150 130V131H149ZM198 130V131H197ZM212 130V131H211ZM247 130V131H246ZM55 131V132H54ZM57 131V132H56ZM61 131H62V133H61ZM97 131V132H96ZM103 131V132H102ZM159 131H161V132H159ZM190 131H192V132H189ZM107 132V133H106ZM133 132V133H132ZM144 132H146V135H144L145 133ZM147 132H148V135L151 137H146V136H148L147 135ZM152 132V133H151ZM158 132V133H157ZM179 132V133H178ZM182 132V133H181ZM203 132V133H202ZM230 132V133H229ZM259 132V133H258ZM30 131H20V138H24L25 136V140H18V142H15V144L18 146V145H21V147L24 145V144H26V145H29V148L32 150V147H30V146H32V144H35V142L37 143H39V145L40 144H42L40 141H38V138H37V140H35V138H33V137H30ZM61 133V134H60ZM104 133V134H103ZM114 133V132H113ZM126 135H125V134ZM141 133V134H140ZM160 133V134H159ZM189 133V134H188ZM210 133V134H209ZM243 133V134H242ZM256 133V134H255ZM260 133H261V135H260ZM116 134H118L117 136H116ZM166 134H167V136H166ZM187 134H188V136H187ZM191 134H193V136L191 135ZM201 134V135H200ZM213 134V135H212ZM233 134V135H232ZM255 134V135H254ZM262 134H263V136H262ZM29 135V139H28V136ZM100 135V136H99ZM131 135H135L134 136V139L132 138V136ZM143 135V136H142ZM160 135H161V137L162 138H160ZM171 135V136H170ZM186 135V136H185ZM223 135V136H222ZM225 135V136H224ZM227 135V136H226ZM240 135V136H239ZM245 135V136H244ZM250 135V137H248ZM261 137H260V136ZM52 136V137H51ZM109 136H111V137H109ZM114 136V137H113ZM118 136L120 137L119 139H118ZM154 136V137H153ZM164 136H166L168 139H166V138H164V140H165V142H163V143H161L163 140H161V139H163V137ZM173 136V137H172ZM201 136V137H200ZM215 136V137H214ZM218 136V137H217ZM60 137V138H59ZM235 137V138H234ZM27 138V139H26ZM115 138V139H114ZM117 138V139H116ZM127 138V139H126ZM147 138V139H146ZM155 139L156 141H154V140H150V139ZM220 138V139H219ZM109 139H111L110 141H109ZM112 139H114V141L112 140ZM172 139V140H171ZM184 139V140H183ZM197 139V140H196ZM208 139V140H207ZM237 139H238V142H237ZM33 140V141H32ZM48 140H49V142H48ZM105 140V141H104ZM128 140V141H127ZM147 140V141H146ZM169 140V141H168ZM243 140V141H242ZM104 141V143H101V142H103ZM126 141V142H125ZM130 141V142H129ZM136 141V142H135ZM140 141V142H139ZM152 141H154L153 143H152ZM166 141H167V143H169L170 142V144H169V146H168V144L166 143ZM216 141V142H215ZM4 142V141H3ZM23 142V143H22ZM115 142H117V143H115ZM144 142V143H143ZM220 142V143H219ZM223 142V143H222ZM243 142V143H242ZM4 143H6L7 144V142H4ZM37 143V144H38ZM108 144V147H115V148H117L118 147V145H119V147L117 148L118 149V151H114L113 152V156L110 158V156L109 157H105V158H102L100 155H99V153L101 152L100 150H104L105 148H108L107 147V145H105V144ZM111 143H113V144H111ZM131 143V144H130ZM137 143V144H136ZM140 143H142L143 145H141L140 144V146L142 147H139L138 145ZM172 143V144H171ZM174 143H176V144H174ZM182 143H184V144H182ZM227 143V144H226ZM240 143V144H239ZM45 144V145H46ZM70 143H66V146L67 145H69ZM110 144V145H109ZM117 144V145H116ZM131 146H133V147H131ZM149 146V148L147 147V145ZM151 144V145H150ZM161 146H160V145ZM163 144V145H162ZM174 144V145H173ZM183 146H182V145ZM196 144V145H195ZM223 144H226V145H223ZM241 144H246V145H241ZM257 144V145H256ZM153 145V146H152ZM170 145H171V148H173V146H175L172 150H176V151H172L171 149H170ZM177 145H179V147L177 146ZM194 145V146H193ZM210 145V146H209ZM11 146H12V148H11ZM66 146H65V148H66ZM70 146V145H69ZM104 146V147H103ZM158 146L160 147L159 149H157L158 148ZM163 146V147H162ZM206 146V147H205ZM213 146V147H212ZM217 146V147H216ZM224 146V147H223ZM232 146V147H231ZM9 147H10V149L11 150H13L14 148H13V145H9ZM145 147V148H144ZM155 147H157V148H155ZM169 147V148H168ZM222 147V148H221ZM119 148H121V149H119ZM124 148H126V150L128 151L129 150V152H127ZM128 148V149H127ZM216 150H215V149ZM219 148H220V150H219ZM230 148V149H229ZM238 148V149H237ZM22 149L24 150L25 148H23L22 147ZM29 149V153L26 151V150H24V152H26V154L27 155H29V160H31V161H33V160H37L38 159V155L36 154V153H34L33 151H31ZM124 149V150H123ZM132 151H131V150ZM136 149H137V151H136ZM142 151H141V150ZM147 149H149V150H147ZM170 149V150H169ZM234 149V150H233ZM236 149V150H235ZM241 149V150H240ZM248 149H249V151H248ZM254 149V150H253ZM259 149V150H258ZM52 150V149H51ZM134 150V151H133ZM146 150V151H145ZM166 150H167V152H169V151H171V152H169V153H167L166 152ZM178 150H179V152H178ZM31 151V152H30ZM37 151H39V149H37ZM53 151V150H52ZM93 151H95V149L94 150H91V153L93 152ZM124 153H123V152ZM126 151V152H125ZM143 151H144V153H143ZM149 151H152V152H149ZM162 151V152H161ZM183 151V152H182ZM190 151V152H189ZM211 151V152H210ZM253 151V152H252ZM258 151V152H257ZM49 152H51V151H48V153ZM134 152V153H133ZM147 152H149V153H147ZM174 152V153H173ZM176 152H178L177 154H176ZM186 152V153H185ZM206 152H207V154H206ZM221 154H220V153ZM231 152H232V155H231ZM256 152V153H255ZM127 153V154H126ZM146 153V154H145ZM151 153H155V155L154 156H156L157 157V159L159 160V166L163 169V171H161L160 169H155L154 168V166L155 165H152L151 166V164H150V161L148 160L149 158H148V156H149V154H150V156H153V155H151ZM163 153V154H162ZM167 153V154H166ZM183 153H184V155H183ZM198 153V154H197ZM218 153H219V155H218ZM254 153V154H253ZM115 154H117V155H115ZM119 154V155H118ZM132 154V155H131ZM169 154L171 155L170 156V158H169ZM182 154V155H181ZM210 154V155H209ZM58 156V158L56 157V155L54 154H52L51 155V157H52V159H60L61 157H62V154L60 153V154H57ZM61 157H60V156ZM148 155V156H147ZM165 155H168V156H165ZM178 157H177V156ZM193 155H195V157L193 156ZM204 155V156H203ZM208 155V156H207ZM226 155V156H225ZM237 155V156H236ZM260 155V156H259ZM124 156V157H123ZM173 156H175V158L173 157ZM187 156V157H186ZM212 156V158H210ZM215 156H216V159H215ZM232 158H231V157ZM96 158V159H93V158ZM100 157V158H99ZM130 157V158H129ZM184 157V158H183ZM185 157H186V159H185ZM200 157V158H199ZM230 157V158H229ZM13 161H18V157L17 156H12V157H10ZM107 158V159H106ZM171 158H173V160H177L176 161V164L174 163V161L171 159ZM179 158H180V160H179ZM197 158V159H196ZM201 158H203V159H201ZM217 158H219V159H217ZM243 158V159H242ZM85 159V160H86ZM108 159H110V160H108ZM124 159V160H123ZM126 159V160H125ZM128 159H130V160H128ZM215 159V160H214ZM91 160V161H90ZM105 160V161H104ZM108 160V162L110 163H108V162H106ZM119 160V161H118ZM123 160V161H122ZM183 160V161H182ZM187 160V161H186ZM211 160V161H210ZM226 160V161H225ZM240 160V161H239ZM246 160V161H245ZM117 161V162H116ZM148 161H149V163H148ZM180 161V162H179ZM181 161H182V163L184 162V161H186V162H184L183 163V169L181 168ZM103 162V163H102ZM180 164V166H179V164ZM195 162H197V163H195ZM229 162V163H228ZM245 162L247 163V164H245ZM252 162V163H251ZM71 163H74V161L72 160V162ZM85 163V164H84ZM118 163V164H117ZM130 163V164H129ZM223 163V164H222ZM256 163H258V164H256ZM100 166H99V165ZM121 164V165H120ZM129 166H128V165ZM132 164V165H131ZM135 166H134V165ZM167 164V165H166ZM171 164H172V166H171ZM184 164H186V165H184ZM191 164V165H190ZM214 164V165H213ZM84 166V168H82V166ZM102 165V166H101ZM127 165V166H126ZM175 165H177V166H175ZM217 165V166H216ZM222 165V166H221ZM235 165V166H234ZM243 165V166H242ZM249 165V166H248ZM117 166H118V168H117ZM168 166H170V168H168ZM186 166H188V168L186 169ZM191 166H192V168H191ZM211 166H212V168H211ZM225 166H226V168H225ZM200 167V169H202L205 173H204V176H205V178L206 179H208V176L211 174L212 175V173H214V171L213 170H216V169H218V170H216L215 171V175L216 176H218L219 177V179L217 180V181H221V180H224V182H225V185H223L222 187H224L223 189V191L221 190L220 191V189H219V193L221 192V193H223V194H221L220 195V197L219 198H221V200L224 198V199H226L225 197V195H227V193H228V195H227V200H229V197L231 196V194H232V196H234L235 195V197L237 198V196H238V198L237 199H235L234 197L232 198V196L230 197L232 200H233V202L230 204V205H228V207H226L225 205L223 206V207H225V208H221L222 206H221V204H225V201H224V199L222 200V201H224V203L223 202H221L220 201V203H218L217 205H212V207L211 208H213L214 209V211H215V215H216V217H218V219H216V220H219V221H217V222H221V223H219V224H222V225H224V226H222L221 225V227H225L224 229H227L226 231H224V229H221V227H220V225L219 224H216L215 222H216V220H214V216H213V218H211L212 216L209 214L211 211H209L210 210V207H209V209H208V207H207V209H206V207L204 208L203 207V202H202V200L200 199V197L197 195V193H198V189L196 188V184H195V182L193 181V177L196 175L195 173L197 172L196 170H198V168ZM202 167V168H201ZM95 168V169H94ZM117 168V169H116ZM135 169V171H133V169ZM156 168H158L157 166H156ZM173 168V169H172ZM182 169V171H180L181 169ZM184 168H185V170H187V172H184L185 170H184ZM191 168V171H190V174H194V176L193 175H190V174H188L189 173V169ZM195 168H196V170H195ZM221 168V169H220ZM224 168V169H223ZM246 168V169H245ZM84 169V170H83ZM86 169V170H85ZM123 169H124V171H123ZM155 169V170H154ZM179 169V170H178ZM229 169V170H228ZM245 169V170H244ZM92 170V171H91ZM137 170V171H136ZM157 170H160L159 172H157ZM176 170H178V171H176ZM184 170V171H183ZM195 170V171H194ZM226 170H227V172H226ZM232 170V171H231ZM239 171V172H237V171ZM242 170V171H241ZM96 171V172H95ZM99 171L101 172V174H103V176H101L100 174H99ZM125 171L127 172V173H125ZM170 171V172H169ZM172 171H175L176 173H177V175H176V173L175 172H173V174H172ZM193 171V172H192ZM213 171V172H212ZM219 171H221L220 173H217L216 174V172H219ZM10 172V173H9ZM8 172V175H9V177H10V179H11V182L13 183V187H14V190H12L11 192H9L10 194H11V196H9V193H6L5 195H3V196H0V198L1 197H4V198H1V200H0V214H2L3 215V218H4V225H3V227H2V225H1V228H3V229H5V230H8V229H10L11 227L13 228V229H10V231L11 232H13V233H15V225L13 224V222L12 221H14L15 222V224L17 225V227H19V229L22 231V232H24V234L30 239V240H33V238L29 235V233H27L26 231H27V229H26V226L24 225V224H29V226H37L36 225V223L37 222H35V220H34V218H36V219H38V220H40V221H42V222H45V225L46 226H44V228L43 229H41V232H42V234H43V236L44 237H47L48 239H50V240H52L54 243H58L57 244V248L59 249H54V248H50L47 252H48V254L49 255H54V262H51V264H94L96 261H94L95 259H94V257L92 258L91 256H92V254H91V252H90V254L88 253L89 251L87 250V249H84L85 247L83 246V245H81L80 246V244H78V243H80V242H78V240H76V239H72V238H70V236L69 235H67L68 233H67V231H66V229H65V227H64V225L61 223V224H57L56 222H55V220L54 219H52V217H51V215L50 214H47V212H45V211H43L42 210V207L40 206L41 205V203H40V200H37V198H36V196H33L29 191H27V189H25V187L24 186H22L21 184H20V186L21 187H23L25 190L24 191H27L26 193L22 190L23 188H21V187H18V179H17V177H14L15 175H12V174H14V173H17L18 171L17 170H11V171H9ZM98 172V173H97ZM113 172V173H114ZM119 172V171H118ZM181 172L183 173L182 175H181ZM210 172V173H209ZM212 172V173H211ZM233 172H234V174H233ZM120 173V172H119ZM171 173V174H170ZM187 174V176L189 175V177H187V176H185L186 174ZM243 173V174H242ZM11 174V175H10ZM105 174V175H104ZM162 174V175H161ZM165 174V175H164ZM233 174V175H232ZM241 174V175H240ZM254 174V175H253ZM88 175V176H87ZM107 175V176H106ZM163 175H164V178H163ZM176 175V176H175ZM207 175V176H206ZM210 175V176H211ZM221 175V176H220ZM225 175V176H224ZM243 175V176H242ZM250 175V176H249ZM252 175V176H251ZM12 176H13V179H12ZM100 176V177H99ZM187 178V179H185V177ZM209 176V178H211ZM223 176H224V179H220V178H223ZM232 178H231V177ZM257 176V177H256ZM86 177H88L87 179H86ZM126 176H124L123 178H120V180H119V187H120V189H122V190H120V191H124V190H126L125 192H128L129 191V184H128V178H127ZM143 177V178H142ZM166 177V178H165ZM190 177H192V178H190ZM227 177V179H225ZM241 177V178H240ZM247 177V178H246ZM249 177V178H248ZM252 177V178H251ZM253 177H254V179H253ZM98 178V179H97ZM102 178V181H100V183H104V185H100L101 187L103 186V188H105L106 186H105V184L107 183V181L105 180V179H103ZM125 178L127 179L126 181H125ZM141 178V179H140ZM163 178V179H162ZM168 178V179H167ZM181 178V179H180ZM190 178V179H189ZM97 179V180H96ZM122 179V180H121ZM145 179V180H144ZM167 181H166V180ZM192 179V180H191ZM215 179V178H214ZM212 180L213 182H215V180ZM235 179V180H234ZM250 179V180H249ZM256 179V180H255ZM17 180V181H16ZM105 180V181H104ZM143 180V181H142ZM171 181V183H170V181ZM190 180V181H189ZM241 180V181H240ZM15 181V182H14ZM89 181H91V180H89ZM92 181V182H93ZM99 181H98V183H99ZM122 182V184H121V182ZM180 181V182H179ZM187 181V182H186ZM194 182V184H193V182ZM227 181V182H226ZM230 182V184H229V182ZM246 181L249 183L248 185H251V186H248V187H250V188H248V187H246L247 186V184H245L246 183ZM253 181V182H252ZM256 181V182H255ZM260 181V182H259ZM186 184H185V183ZM187 183H189V184H187ZM233 183V184H232ZM17 184V185H16ZM121 184V185H120ZM163 184V185H162ZM216 184V183H215ZM219 185H221L222 184V181H221V183H218ZM217 184V185H218ZM234 185V186H232V185ZM241 184H242V186H241ZM255 184V185H254ZM261 184V185H260ZM2 185V183L0 182V186ZM124 185V186H123ZM187 185V186H186ZM188 185H191V187L189 186L188 187ZM192 185H193V187H192ZM227 185H229V186H227ZM231 185V186H230ZM244 185V186H243ZM254 185V186H253ZM184 186V187H183ZM195 186V187H194ZM227 186V187H226ZM234 187V188H233ZM239 190H237L236 188ZM245 189H244V188ZM253 187H255V188H253ZM260 187V188H259ZM190 188L191 189H193V191L192 190H190ZM226 188V189H225ZM232 188V189H231ZM197 189V193H195L194 191ZM229 189V190H228ZM241 189V190H240ZM244 190V192L242 193V191ZM250 189V190H249ZM258 189V190H257ZM46 190V194H47V198L48 199H53L52 197H51V195H50V191L46 188L45 189ZM128 190V191H127ZM236 190V191H235ZM252 190V191H251ZM16 191H18V192H16ZM199 191H201L200 189H199ZM226 191V192H225ZM228 191H233V192H228ZM236 192V194H237V196H236V194H235V192ZM28 192L30 193V194H28ZM119 192V191H118ZM241 192V193H240ZM261 192V193H260ZM245 193V194H244ZM19 194V195H18ZM118 194H121V193H117V192H115V195L114 194H112L111 195V197H110V201H108V203H110L111 205H112V207L114 208H116V207H118L117 208V210L116 209H114L115 210V212H116V218H114V217H112L111 215L113 214V213H108V212H106L105 211V213H104V211H98V210H96L97 211V213L98 212H101V213H99V214H97V215H99L98 217L100 218V221H99V218L97 217V222L99 221V223L101 224V225H103L102 226V231L104 230H106L105 228L107 227V229L110 227V232H113L114 234H115V232H117L118 230H115V229H119V231L117 232L118 234H120V233H123L122 231H126V226L127 225H129V224H133V225H135L136 223L138 224L139 223V221H138V219H139V214L137 213V212H135V210H133V213H132V209H130L129 210V208H127L128 206L126 205V204H124L125 203V201H124V203L123 202H121L123 199L122 198H120V199H122V200H120L119 198H118V196L120 197V195H118ZM234 194V195H233ZM238 194H240L241 195V198H240V195H238ZM252 194V195H251ZM31 195V196H30ZM246 195V196H245ZM7 196V197H6ZM198 197L197 199H196V197ZM222 196V197H221ZM225 196V197H224ZM13 197L15 198V199H13ZM33 197V198H32ZM34 197H35V199H34ZM113 197L114 198H118V200H111V199H113ZM207 197V199L209 200V201H213V199H214V197L213 196H211V195H207L206 196ZM205 197V198H206ZM213 197V198H212ZM247 197V198H246ZM21 198V199H20ZM239 198H240V200H244V201H240V203L243 205H245L246 206V208H245V206L244 207H241V204L239 203ZM245 198V199H244ZM250 198V199H249ZM2 199H6L5 201H3ZM8 199V200H7ZM9 199H11V200H9ZM23 199V200H22ZM200 199V200H199ZM249 199V200H248ZM263 199V200H262ZM20 200V201H19ZM31 201V202H29V201ZM34 200H35V202H34ZM120 200V202L122 203H120V206H119V202H117V201H119ZM201 202H199V201ZM206 200V199H205ZM235 200V201H234ZM246 200H248V201H246ZM252 200H254L256 203H258V206L259 205H261V207L263 208H258V206L256 205L255 206V202L254 201H252ZM3 201V202H2ZM10 201V202H9ZM14 201H15V203H14ZM22 201H24V202H22ZM254 202V203H252V202ZM6 202V203H5ZM16 202H17V204H16ZM31 203L30 205L28 204V203ZM33 202V203H32ZM39 202V203H38ZM115 202H117V203H115ZM227 202V201H226ZM237 202V203H236ZM251 202V203H250ZM262 202V203H261ZM13 205H12V204ZM236 203V204H235ZM5 204V205H4ZM10 204V205H9ZM35 204V205H34ZM40 204V205H39ZM118 204V205H117ZM236 206H238V207H236ZM240 205V208H239V205ZM248 204V205H247ZM19 205V206H18ZM33 207H32V206ZM114 205V206H113ZM121 205L123 206V205H125L124 207H121ZM6 208H5V207ZM16 207V210H15V207ZM22 206V207H21ZM32 207V208H30V207ZM205 206V205H204ZM206 206H208V205H206ZM216 206H218V208L216 207ZM8 207V208H7ZM24 207V208H23ZM36 207V208H35ZM231 207V208H230ZM247 207H248V209H250L248 212H247ZM260 207V206H259ZM14 208V209H13ZM20 208H22V209H20ZM36 210H34V209ZM39 208V209H38ZM128 209V210H126V209ZM169 208V207H168ZM229 208V209H228ZM234 208V209H233ZM243 208V209H242ZM246 210H245V209ZM258 208V209H257ZM2 209L3 210H5L4 211V213H3V211H2ZM8 209H9V211H8ZM123 209H124V211H123ZM206 209V210H205ZM221 209L223 210H225V212H224V210L223 211H221ZM238 209V210H237ZM256 210V211H254V210ZM260 209V210H259ZM235 210V211H234ZM240 210V211H239ZM245 210V211H244ZM262 210V211H261ZM8 211V212H7ZM13 212V214H12V216H11V213L9 214V212ZM26 213H25V212ZM95 211V212H96ZM118 211H119V213L120 214H122V215H120L119 213H118ZM125 211H128L127 213L125 212ZM131 211V212H130ZM221 211V212H220ZM229 211V212H228ZM238 211V213H236ZM43 214H42V213ZM125 212V213H124ZM208 212V213H207ZM241 212V213H240ZM245 212H247V213H245ZM251 212V213H250ZM254 212H256V213H254ZM6 213H8V214H6ZM25 213V214H24ZM28 213H30V214H28ZM31 213H33V215H31ZM135 213V214H134ZM221 213V214H220ZM236 213V214H235ZM243 213H245V214H243ZM255 214L254 216H256V217H258V218H254V216L252 215V214ZM19 214H21V215H19ZM101 214V215H100ZM103 214H105V216L103 215ZM110 214V215H109ZM127 214V216H125ZM223 214V215H222ZM228 214H229V216H228ZM239 214V215H238ZM241 214V215H240ZM27 215V216H26ZM46 217H45V216ZM114 216H115V213L113 214ZM210 215V216H209ZM231 215V216H230ZM232 215H234V216H232ZM245 215V216H244ZM14 216V217H13ZM18 216V217H17ZM21 216H23V217H21ZM31 216V217H30ZM103 216L104 217V221H103V217L101 218V217ZM108 216H109V218H108ZM122 216V217H121ZM125 216V217H124ZM238 216H239V218H238ZM246 216L248 217H252L253 219H256V221L257 220H259V223H256L255 224V226H254V224H251L252 222L251 221H249V220H246ZM30 217V218H29ZM129 219V220H126L127 218ZM135 217L136 218H138V219H135ZM245 219H244V218ZM7 218H9L10 219V222L12 223H10V222H8L9 220L7 219ZM17 218V219H16ZM24 218V219H23ZM32 218V219H31ZM120 218V219H119ZM134 218V219H133ZM262 218V220H260ZM19 219V220H18ZM23 219V220H22ZM109 219V220H108ZM113 220V221H115V222H111V220ZM123 221H122V220ZM133 221H132V220ZM243 219V220H242ZM22 220V221H21ZM45 220V221H44ZM53 220V221H52ZM107 220V221H106ZM134 220H137L136 222L134 221ZM241 220V221H240ZM21 221V222H20ZM119 221H121V222H124V226L123 227H125V228H123L122 227V229L120 228V226H122V224H121V222H119ZM129 221H132L131 223H129ZM196 221H198V222H196ZM248 221V222H247ZM25 222V223H24ZM108 222V223H107ZM109 222H110V226L108 225L109 224ZM135 222V223H134ZM245 224H244V223ZM251 222V223H250ZM98 223V224H99ZM111 223H117L116 225H118V227L116 226V225H114V224H111ZM199 223H201L202 224V226H204V228L205 229H207L209 232H210V235H211V237H207L208 238V240H207V238L206 237H203V236H201V235H199L200 234V231H199ZM239 223V224H238ZM5 224H6V226H5ZM53 224V225H52ZM57 224V225H56ZM99 224V225H100ZM126 224V225H125ZM131 224V225H132ZM198 224V225H197ZM248 224H250V225H248ZM13 225V226H12ZM100 225V226H101ZM104 225H105V227H104ZM107 225V226H106ZM112 225V226H111ZM248 225V226H247ZM258 225H261V226H263L262 228H261V226L259 227ZM24 226V227H23ZM48 226V227H47ZM57 226V227H56ZM117 228H116V227ZM235 226V227H234ZM237 226V227H236ZM243 226V227H242ZM254 226V227H253ZM256 226L258 227V229L256 228ZM8 227V228H7ZM34 227V228H35ZM54 227V228H53ZM231 227V228H230ZM252 227H253V229H252ZM242 228H244V230L242 229ZM44 229H45V231H44ZM51 229V230H50ZM55 231H54V230ZM243 230V232H242V230ZM246 229V230H245ZM109 230H108V232H109ZM120 230H122V231H120ZM221 230H222V233H221ZM259 230V231H260ZM237 231V232H236ZM252 231V232H251ZM255 231V232H256ZM264 230H262L261 231V233H260V235H262V239L264 240V235H263V232ZM107 232V233H108ZM198 232V233H197ZM234 232H235V235H233L234 234ZM245 232H247V233H245ZM263 232V233H262ZM49 233H51V234H49ZM105 233H106V231H105ZM125 233V232H124ZM126 233H128V232H126ZM125 233V237L123 236V238H125V240H129V237L130 236H128L127 234ZM1 234L3 235V237H5V235H4V233L3 232H1ZM109 234V233H108ZM118 234H116V235H118ZM55 235V236H54ZM63 235V236H62ZM240 235V236H239ZM128 238H127V237ZM248 236H249V238H248ZM60 237V238H59ZM191 237H193V235L192 234H190L189 236H188V238H189V240H192L193 238H191ZM202 237V238H201ZM121 238V237H120ZM123 238L121 239L122 241H124L123 240ZM204 238V239H203ZM209 238H211V239H209ZM248 238V239H247ZM72 239V240H71ZM226 239V240H225ZM229 239V240H228ZM233 239V241H231ZM108 241H110V240H112V241H114V239H107ZM132 239H130V241H131ZM157 240V239H156ZM23 241V240H22ZM21 240L19 241V243L21 244V245H24V243L22 242ZM59 241V242H58ZM209 241V242H208ZM238 241V242H237ZM72 242H73V244H72ZM78 242V243H77ZM212 242H213V244H212ZM245 242V243H244ZM230 243V244H229ZM235 243H238L237 245L235 244ZM69 245V246H68ZM215 245V246H214ZM230 245H232V247H230ZM236 245V246H235ZM234 246V247H233ZM255 246V247H254ZM249 249H248V248ZM61 248V249H60ZM203 248V249H202ZM232 248H234L235 250H236V253H235V250L233 251V249ZM54 249V250H53ZM153 250H154V248H152ZM197 249H199V251H197ZM256 249L258 250L257 252H256ZM52 250V251H51ZM58 251V253H57V251ZM86 250H87V252H86ZM70 251V252H69ZM234 253H233V252ZM61 252V253H60ZM66 252V253H65ZM53 253V254H52ZM261 253V254H260ZM61 254V255H60ZM68 254V255H67ZM74 254V255H73ZM234 254H236V257H235V255ZM263 254V255H262ZM69 255H70V257H69ZM56 256V257H55ZM58 257V258H57ZM56 258V259H55ZM78 259V260H76V259ZM239 259V261H238V259ZM262 258V259H261ZM74 259V260H73ZM93 259V260H92ZM94 261V262H93ZM41 263L42 262H44L43 260H41L40 261ZM96 264H98L97 262H96ZM193 264H195V263H193ZM243 264V263H242Z\"/></svg>", "mask_w": 264, "mask_h": 264}, {"label": "bare ground", "instance_id": "2", "mask_svg": "<svg viewBox=\"0 0 264 264\" xmlns=\"http://www.w3.org/2000/svg\"><path fill=\"white\" fill-rule=\"evenodd\" d=\"M3 1H5V0H3ZM17 1V0H16ZM35 1V0H34ZM42 1V0H41ZM63 1V0H62ZM68 1V0H67ZM85 1V0H84ZM109 1V0H108ZM121 1V0H120ZM124 0H122V2H123ZM127 2L126 3H128L129 1L128 0H126ZM134 1H136V0H134ZM139 1V0H138ZM175 3L176 2H179V5L176 3V4H174V2H172L171 0H140V2H141V5H139V7H141L142 6V9H145V6H151L152 8H154L157 12H160V13H163V15L162 14H160L161 16H163V17H160V18H157V20H158V24H157V20L156 21H154L157 25H159V29H157V26H156V24L155 25H153V26H156V28H154L153 26H150V28L152 27V28H154V29H156L157 31L159 30L160 31V33H162L163 34V36L162 37H164V33H166V32H168L167 33V35H169L168 37H167V35H165L166 37V39L168 40V39H170L171 41L170 42H177L176 43V45H174V43L172 44V46L174 45L175 46V49H176V47H177V44H178V42H180L181 43V45H182V47H181V50L180 49H178V50H180L181 52H182V56L184 57V59H189L190 57L192 58V57H195V55L198 53V51L200 50H202L201 51V53H204V54H206L207 56H209L207 53H206V51L204 52L203 50H205V48H204V46H203V48H202V45H201V47H198V48H194V46H196V45H200L203 41L201 40V39H198V40H201L202 42L201 43H199V44H197L196 42H197V40H196V42H195V44H194V42H193V40H194V38H195V36L196 37H199V36H201L202 34H204L206 31H207V33H205V36H207V37H205V39H206V41H205V39L203 38L204 37V35H202L203 37H201L202 39H204V42L205 43H203L204 45L206 44L207 45V39H209L211 36V34H209L208 32L210 31L209 29V31L208 30H204L205 32L204 33H202V32H198L197 34H194V33H196V32H194V28L197 26V27H200V26H198L197 24L196 25H194L193 23H195L194 21H196V19L194 20V19H189L188 18V16H187V18L189 19V20H191V24H193V28L191 27L190 29H189V26H190V24H188V22H190V21H188V22H185L184 21V19H182L183 17L181 16V14H180V11L179 10H181L182 11V9L183 10H185L186 11V13L184 14V12H183V14H184V17H185V15L187 14H189L190 13V11H191V9H192V7H191V9H190V7H186V5H185V2H184V0H173ZM189 1V0H188ZM188 1L186 0V3L188 4ZM214 1H216V0H214ZM213 1V2H214ZM1 2V1H0ZM18 2V1H17ZM16 2V3H17ZM22 2V1H21ZM27 2V1H26ZM40 2V1H39ZM44 2V1H43ZM60 2V1H59ZM73 2V1H72ZM102 2V1H101ZM105 2V1H104ZM110 2V1H109ZM130 2H132V1H130ZM219 2H221V1H219ZM242 2V1H241ZM257 2H259L258 0L256 1V3ZM13 3H14V1H13ZM76 3V2H75ZM87 3V2H86ZM90 3H94V2H90ZM99 3V2H98ZM107 3V0H106V2L104 3V4H106ZM124 3V2H123ZM216 3H218V2H216ZM224 3V2H223ZM222 2H221V4L222 5H224ZM226 3V2H225ZM26 4H28V2L26 3ZM33 4V3H32ZM42 3H40V5H41ZM46 4V3H45ZM65 4V3H64ZM63 4V5H64ZM74 4V3H73ZM83 4H84V2H83ZM96 3H94V4H92V5H95ZM130 4V3H129ZM134 4V3H133ZM133 4H131V5H133ZM189 4H191L190 2H189ZM15 5V4H14ZM18 5H20V4H18ZM18 5H17V7H18ZM46 5H48V4H46ZM62 5V4H61ZM66 5V4H65ZM122 5H124V4H122ZM127 5V4H126ZM214 5V4H213ZM1 6V5H0ZM37 6V5H36ZM43 6V5H42ZM73 6V5H72ZM88 6H90V5H88ZM99 6H101V5H98V8H99ZM105 6H107V5H105ZM113 6H115V5H113ZM112 6V7H113ZM128 6V5H127ZM134 6V5H133ZM191 6H192V4H191ZM194 6V5H193ZM196 6V5H195ZM217 6L218 5H216L215 7L217 8ZM263 6V5H262ZM2 7V6H1ZM0 7V8H1ZM20 7V6H19ZM25 7V6H24ZM23 7V8H24ZM47 7V6H46ZM45 6H44V8H46ZM70 7V6H69ZM94 7V6H93ZM108 8H111V7H109V6H107ZM121 7H123V6H120V8ZM124 7H126L125 5H124ZM128 7H130V6H128ZM151 7H150V10H151ZM219 7V6H218ZM227 7V6H226ZM28 8V7H27ZM39 7H37V9H38ZM41 8V7H40ZM50 8V7H49ZM77 8V7H76ZM82 8V7H81ZM89 8V7H88ZM95 8V7H94ZM101 8V7H100ZM116 8V7H115ZM117 8H119V7H117ZM149 8V7H148ZM193 8H195V7H193ZM224 8H225V6H224ZM228 8H229V6H228ZM20 9H21V7H20ZM29 9H30V6H29ZM28 9V10H29ZM33 9V8H32ZM42 9H43V7H42ZM52 9V8H51ZM86 9V8H85ZM123 9H125V8H123ZM122 9V10H123ZM135 8H131L130 10L131 11H133ZM136 9H137V7H136ZM198 9V8H197ZM220 9H222V8H220ZM219 9V10H220ZM231 9V8H230ZM229 9V10H230ZM23 10V9H22ZM83 10V9H82ZM88 10V9H87ZM99 10V9H98ZM114 10V9H113ZM117 9H115V11H116ZM125 10H127V9H125ZM138 10L139 9H137L136 11H137V14H139V12H138ZM196 10V9H195ZM224 10V9H223ZM226 10H227V12H228V9L226 8ZM25 11H27V10H25ZM30 11V10H29ZM32 11V10H31ZM40 11V10H39ZM46 11V10H45ZM44 11V12H45ZM48 11V10H47ZM50 11V10H49ZM93 11H95L94 9H93ZM107 11H109L108 9H107ZM111 11V10H110ZM118 11V10H117ZM121 11V10H120ZM124 11V10H123ZM122 11V12H123ZM128 11V10H127ZM197 11H199V10H197ZM215 11V10H214ZM66 12H68V11H66ZM65 12V13H66ZM105 12H106V10H105ZM113 12V11H112ZM135 12V11H134ZM187 12H189V13H187ZM196 12V11H195ZM216 12V11H215ZM231 12V11H230ZM253 12H254V10H253ZM6 14V16H1L0 17V32H4V36H1L0 35V47H3L4 46V44H7V45H12V44H10V37H12L11 35H13V33L15 34V30L17 29V27L15 26H10L9 24H8V21L11 19L9 16H12V12H11V9L9 8V7H7L6 9H5V11H4V9H3V12H2V14ZM25 13V12H24ZM24 13H22V14H24ZM34 13H37V12H35L34 11ZM49 13V12H48ZM52 13V12H51ZM70 13H72V12H70L69 11V15H70ZM83 13H84V11H83ZM87 13V12H86ZM101 13V12H100ZM118 13V12H117ZM121 13V12H120ZM124 13V12H123ZM127 13V12H126ZM129 13V12H128ZM142 12L140 11V14H141ZM201 13L202 12H200V14L199 15H201ZM225 13V12H224ZM223 12H222V14H224ZM235 12H233V13H230V14H234ZM26 14L27 13H25L24 15L26 16ZM40 14V13H39ZM60 14V13H59ZM67 14V13H66ZM81 14V13H80ZM88 14H90V13H88ZM116 14V13H115ZM115 14L113 15V17L115 16ZM122 14V13H121ZM137 14H134V16L136 15L137 16ZM140 14H139V16H140ZM182 14V15H183ZM237 14V13H236ZM236 14H235V16H236ZM259 14V13H258ZM30 15V14H29ZM35 16H36V14H34ZM38 15V14H37ZM51 15V14H50ZM82 15V14H81ZM101 15V14H100ZM108 15V14H107ZM111 15H112V13H111ZM110 15V16H111ZM119 15V14H118ZM123 15V14H122ZM225 15H226V13H225ZM34 16V17H35ZM93 15H91V18H93L92 17ZM103 16V15H102ZM128 16H129V14H128ZM171 16H173V17H171ZM214 16V15H213ZM218 16V15H217ZM227 16V15H226ZM229 16H231L232 17V15H229ZM235 16H234V18H235ZM239 16V15H238ZM42 17V16H41ZM51 17V16H50ZM106 17V16H105ZM109 17V16H108ZM119 17V16H118ZM133 17V16H132ZM138 17V16H137ZM142 17H143V14H142ZM148 17V16H147ZM147 17H143L142 19H144L145 18V20H143L144 22H148L147 20H148V18ZM158 17H159V15H158ZM175 17V18H174ZM189 17H190V15H189ZM205 17V16H204ZM215 17H216V15H215ZM237 17V16H236ZM26 18L27 19H30V23L33 25V27H34V31H35V33H34V31H33V34H34V36H35V34L37 33V32H40L39 30L41 29V27L40 28H38V25H36V23L32 20V18L30 17V16H26ZM36 18H38V16L36 17ZM72 18V17H71ZM98 18V17H97ZM96 18V19H97ZM120 18V17H119ZM124 18H125V16H124ZM129 17H127V19H128ZM140 18H141V16H140ZM172 18H174V19H172ZM186 18V17H185ZM186 18V19H187ZM191 18H192V16H191ZM200 18H202L201 16H200ZM200 18H199V16H198V19L200 20ZM218 18V17H217ZM221 18V17H220ZM238 18H240V17H238ZM43 19V18H42ZM45 19H46V17H45ZM81 19V18H80ZM82 19H84V18H82ZM87 19V18H86ZM100 19V18H99ZM105 19V18H104ZM106 19H107V17H106ZM116 19H118L117 17H116ZM123 19V18H122ZM130 19V18H129ZM185 19V20H186ZM203 19V18H202ZM219 19V18H218ZM226 19H228V18H226ZM241 19V18H240ZM44 20V19H43ZM47 20H48V18H47ZM50 20V19H49ZM88 20H89V15H88ZM102 20V19H101ZM108 20H111V19H107V22H108ZM139 21L141 20V19H138ZM194 20V21H193ZM198 20V21H199ZM233 20V19H232ZM235 20V19H234ZM45 21V20H44ZM67 21V20H66ZM76 21L77 20H75L74 22L76 23ZM84 21V20H83ZM103 21V20H102ZM101 21V22H102ZM132 21V20H131ZM193 21V22H192ZM237 21V20H236ZM243 21V20H242ZM37 22V21H36ZM51 22V21H50ZM59 22V21H58ZM80 22V21H79ZM89 22L90 23H92L91 22V20H89ZM95 22H97V20L95 21ZM107 22H105V23H107ZM119 22V21H118ZM124 22V21H123ZM135 22V21H134ZM133 22V23H134ZM140 22H142V21H140ZM139 22V23H140ZM201 22H203V20H201L200 21V23L199 24H201ZM231 22V21H230ZM27 23H29V22H27ZM53 23V22H52ZM52 23H51V25H52ZM74 23V24H75ZM82 23V22H81ZM80 23V24H81ZM120 23H121V20H120ZM120 23H118V24H120ZM129 23V22H128ZM197 23V22H196ZM233 23V22H232ZM238 23H239V21H238ZM240 23H241V21H240ZM31 24H30V26H31ZM38 24V23H37ZM46 24V23H45ZM49 24V23H48ZM67 24H68V22H67ZM95 24V23H94ZM102 24V23H101ZM108 24V23H107ZM109 24H111V22H109ZM113 24V23H112ZM111 24V25H112ZM123 24V23H122ZM120 25L121 27L123 26V25ZM124 24H126V26H127V23L126 22H124ZM130 24V23H129ZM132 24V23H131ZM130 24V25H131ZM147 24V23H146ZM149 24V23H148ZM148 24H147V26L145 25V23H144V25H145V27H149L148 26ZM206 24H207V22H206ZM234 24H235V21H234ZM242 24V23H241ZM264 24V23H263ZM40 25V24H39ZM54 25V24H53ZM99 25V24H98ZM116 25V24H115ZM114 25V26H115ZM136 25V24H135ZM189 25V26H188ZM208 25V24H207ZM236 25V27L238 26L237 25V23L235 24ZM242 25H244V23L242 24ZM48 26H50V25H48ZM77 26V25H76ZM79 26V25H78ZM89 26H90V24H89ZM92 26V25H91ZM97 26V25H96ZM125 26V27H126ZM204 24L202 23L201 24V28H205L206 27V25L204 26ZM245 26V25H244ZM27 27V26H26ZM45 27V26H44ZM43 27V28H44ZM54 27H55V25H54ZM67 27V26H66ZM83 27V26H82ZM99 27V26H98ZM107 27H108V25H107ZM120 27V28H121ZM124 27V26H123ZM123 27H122V29H123ZM127 27H129V26H127ZM235 27V26H234ZM25 28V27H24ZM49 28V27H48ZM56 28H58V27H56ZM65 28V27H64ZM72 28V27H71ZM81 28V27H80ZM90 28V27H89ZM111 28V27H110ZM114 28V27H113ZM139 28H140V30H142L143 31V29H141V28H143V26L142 27H140L139 26ZM152 28L150 29V30H148L149 32L152 30ZM201 28H197V30L198 29H200V31H203V30H201ZM208 28H210V27H208ZM232 28H233V26H232ZM240 28H243L242 30L244 31H246V32H244L245 33V35H246V33H248L247 32V30L246 29H244V27H240ZM27 29V28H26ZM38 29V30H37ZM47 29V28H46ZM51 29V28H50ZM97 29V28H96ZM105 29V28H104ZM115 29H117V27L115 28ZM115 29H113V30H115ZM121 29V30H122ZM127 29V28H126ZM126 29H124V30H126ZM130 29V28H129ZM127 30V32L128 31H130V30ZM134 29V28H133ZM138 29V28H137ZM136 29V30H137ZM145 29V28H144ZM146 29H149V28H146ZM161 29V30H160ZM193 31H192V30ZM196 29V28H195ZM207 29V28H206ZM211 29V28H210ZM28 30V29H27ZM30 30V29H29ZM44 30V29H43ZM48 30V29H47ZM56 30V29H55ZM69 30V29H68ZM67 30V31H68ZM83 30V29H82ZM101 30H103L102 28H101ZM112 30V31H113ZM118 30V29H117ZM155 30V31H156ZM191 30V31H190ZM237 30V29H236ZM46 31V30H45ZM52 31V30H51ZM58 31V30H57ZM75 31V30H74ZM89 31H90V29H89ZM93 31V30H92ZM95 31V30H94ZM93 31V32H94ZM119 31V30H118ZM139 31V30H138ZM137 31V32H138ZM147 31V30H146ZM145 31V32H146ZM238 31H239V28H238ZM240 31H241V29H240ZM243 31H241V32H243ZM53 32H56V31H53ZM76 32V31H75ZM83 32H86V31H83ZM96 32V31H95ZM100 31H98V33H99ZM122 32V31H121ZM120 32V33H121ZM131 32V31H130ZM129 32V33H130ZM152 32H154L153 30H152ZM152 32H150V33H152ZM192 32H193V34L195 35H193L192 36ZM211 32V31H210ZM42 33V32H41ZM62 35H63V33L62 32H60ZM70 33V32H69ZM89 33V32H88ZM97 33V32H96ZM102 33H105V35H106V33L107 32H102ZM124 33V35H125V32H123ZM122 33V34H123ZM132 33V32H131ZM130 33V34H131ZM139 33V32H138ZM142 33H144V32H142ZM147 33V32H146ZM150 33H148V34H150ZM181 33H182V35H181ZM230 33V32H229ZM236 33H237V31H236ZM243 33V34H244ZM108 34V33H107ZM198 34H200L199 36H198ZM207 34V35H206ZM219 34V33H218ZM240 34V33H239ZM39 35V34H38ZM43 35V34H42ZM50 36H51V33L49 34ZM48 35V36H49ZM53 35V34H52ZM89 35H90V33H89ZM105 35H103V37L102 38H104V36ZM119 35H121V34H119ZM126 35L128 36V34L126 33ZM140 34H138V36L137 37H140L139 36ZM144 35V34H143ZM142 35V38L144 37ZM147 35V34H146ZM152 35H153V33H152ZM209 35V36H208ZM235 35V34H234ZM241 35V34H240ZM45 36V35H44ZM49 36V37H50ZM55 36V35H54ZM53 36V37H54ZM57 36V35H56ZM97 36V35H96ZM107 36V35H106ZM111 36V35H110ZM115 36H117V35H115ZM123 36V35H122ZM131 35H129V37H130ZM135 36V35H134ZM155 36V35H154ZM153 36V39L155 38V40H156V44H155V41H152L153 43H152V45H153V47H154V45H157L158 46V44L157 43H159V41L157 42V40H159V39H156V38H158V37H154ZM238 36V35H237ZM241 36H243V35H241ZM37 37V36H36ZM41 37V36H40ZM46 37V36H45ZM48 37V38H49ZM52 37V36H51ZM59 37V36H58ZM61 37V36H60ZM65 37V36H64ZM63 37V38H64ZM75 37V36H74ZM77 37V36H76ZM79 37V36H78ZM98 37H100V36H98ZM119 38H120V36H118ZM125 37V36H124ZM145 37H147V36H145ZM145 37L143 38L145 41H146V39H145ZM193 37V38H192ZM214 37V36H213ZM236 37V36H235ZM244 37V36H243ZM16 41H15V46H9L10 48H8L7 49V55H5L4 57H1L0 56V182L2 183V185L0 186V196H3V195H5L6 193H9V192H11L12 190H14V187H13V183L11 182V179H10V177H9V175H8V172L9 171H11V170H17L18 172L17 173H14V174H12V175H15L14 177H17V179H18V187H21L20 186V184L22 185V186H24L25 187V189H27V191H29L33 196H36V198H37V200H40V203H41V207H42V210L43 211H45V212H47V214H50L51 215V217H52V219H54L55 220V222L57 223V224H63L64 225V227H65V229H66V231H67V235H69L70 236V238H72V239H76V240H78V242H80V243H78V244H80V246L81 245H83L85 248L84 249H87L89 252V254H90V252H91V254H92V258L94 257V261H96L98 264H193V263H195V264H215V262H213V260H212V256H209V255H203L202 253L203 252H200L199 251V249H197V251H199V253L200 254H195L194 252H193V250H195V247H200V243H198V241H197V238L195 237V231H193V228H192V223H191V220H190V218H189V216L185 213V210H184V208H182V206H180L176 201H174V200H172L171 199V197L167 194V192L162 188V187H160L158 184H155V182H153V178L152 177H150V175H149V173L147 172V169H146V167H145V165H144V163H143V160H142V158L139 156V154H138V151H137V149H136V151L137 152H133L135 155V160H136V162L137 163H135V164H137V166H136V168L138 167V173H140V174H142L143 175V177H146V182H145V184H144V182L143 183H141L139 180H138V178L136 179L135 178V176L133 175V176H131L132 174H133V172H132V174L130 173V172H128L129 174H131L129 177H127L128 175L126 174H124V175H122V169H120V170H118V171H116V173L114 172V169L115 168H112V167H110L109 168V165H107V166H105V164L101 167V171H103L104 173H106L107 175H108V180H106L105 178H103L104 176H103V174H101V172L99 171V174L101 175V176H103L102 178L103 179H105L106 181H107V183L105 184V188H103V186L101 187L100 185H104V183L102 184V183H100V181H102V178L100 179V181H99V183H98V181L96 182V181H93L92 180V178H88V177H86V179L88 178L89 180H91V181H89V180H84V178L82 177L83 176V174H80V171H81V168H80V171H79V173H78V175H76L77 174V172H76V174L74 173L75 171H77V168H76V166H78L77 164H79V163H83V162H85V161H87V159L86 158H84V156H85V154L86 153H88V152H90L89 153V158H92V157H90L92 154H94L95 152H97V151H99V149L98 150H96V148H95V146L97 147L99 144L97 143V142H95V141H93L92 140V138L89 136V135H87V134H84V133H82V132H80L77 128H76V126H74L73 127V129H72V127L71 128H68V129H70V131H67V130H64V131H67L66 133H64V135L62 136V138H60V139H57L55 136H54V138L52 137V139H51V143H50V145L47 143H45L44 144V142L43 141H45V136H47V135H45L46 133L48 134V132H46L47 131V129H49V128H51V124H52V117H51V115H50V113L49 112H47L46 111V114L47 115H45L44 117H42V118H40L41 119V122H40V125H41V127L39 128V131L38 132H36L35 131V127H34V125L36 124L35 123V121H34V114H33V112L34 111H31L30 110V107L28 106L29 105V103L30 102H28V104L27 103H24L23 101H24V99L27 97V95L30 93V91H31V83H32V80L34 81L35 80V78L36 77H38L37 76V74H36V67H35V60H33V58H31V54L33 53V51H31L32 53L30 54V55H28L27 53H26V50H25V48H24V45H23V43L24 42H26V41H24V38L22 37V35H20V34H17V36H16ZM47 38V37H46ZM82 38V37H81ZM87 38V37H86ZM92 38V37H91ZM97 38V37H96ZM106 38V37H105ZM112 38V37H111ZM118 38V39H119ZM142 38H138V39H141L142 40ZM149 38V37H148ZM151 39H152V37H150ZM164 38V39H165ZM200 38V37H199ZM212 38V37H211ZM242 38V37H241ZM246 39H247V37H245ZM43 39V38H42ZM50 39H52V38H50ZM64 39H66V37L64 38ZM77 39V38H76ZM79 39V38H78ZM95 39V38H94ZM134 40V38H132V36H131V39L130 40ZM152 39V40H153ZM240 39V38H239ZM243 39V38H242ZM241 39V40H242ZM55 40H56V37H55ZM55 40H53V42L55 41ZM58 40H60V39H58ZM66 40H68V39H66ZM82 40V39H81ZM84 40V39H83ZM88 40V39H87ZM99 40V39H98ZM109 40V39H108ZM113 40V39H112ZM115 40V39H114ZM124 40V39H123ZM122 40V41H123ZM126 40V39H125ZM129 40V39H128ZM132 40V41H133ZM140 40V41H141ZM215 40V39H214ZM223 40V39H222ZM238 40V39H237ZM249 40V39H248ZM43 41H45L44 39H43ZM42 41V42H43ZM51 41V40H50ZM49 41V42H50ZM63 41V40H62ZM69 41V40H68ZM78 41V40H77ZM80 41V40H79ZM86 41V40H85ZM95 41V40H94ZM97 41V40H96ZM104 41V40H103ZM106 41V40H105ZM104 41V42H105ZM110 41V40H109ZM108 41V42H109ZM117 41H120V40H117ZM143 41V40H142ZM144 41V42H145ZM150 41V40H149ZM208 41H210V40H208ZM212 41V43H214V41H213V39L211 40ZM210 41V42H211ZM230 41V40H229ZM234 41V40H233ZM245 41V40H244ZM247 41V40H246ZM250 42H251V40H249ZM42 42H41V44H42ZM60 42V41H59ZM58 42V43H59ZM87 42V41H86ZM98 42V41H97ZM101 42V41H100ZM126 42V41H125ZM128 42V41H127ZM126 42V43H127ZM164 42V41H163ZM209 42V43H210ZM223 42V41H222ZM242 42H243V40H242ZM249 42V43H250ZM39 43H40V41H39ZM46 43V42H45ZM44 43V44H45ZM47 43H48V41H47ZM46 43V44H47ZM57 43V42H56ZM55 43V45H57ZM64 43V42H63ZM68 43V42H67ZM71 43V42H70ZM85 43V42H84ZM96 43V42H95ZM116 42H114V44H115ZM124 43V42H123ZM132 43H134V42H132ZM136 43H138V42H136ZM164 43H166V42H164ZM168 43H169V40H168ZM216 43V42H215ZM224 43V42H223ZM222 43V44H223ZM245 43V42H244ZM89 44H91V43H89ZM97 44V43H96ZM119 44H120V42H119ZM129 44V43H128ZM139 44V43H138ZM145 44H146V42H145ZM145 44H143V45H145ZM148 44V43H147ZM150 44V43H149ZM243 44V43H242ZM48 45H51V43L50 44H48ZM48 45L46 46L47 47V50H48ZM61 45H62V43H61ZM60 45V46H61ZM64 45V44H63ZM68 45H70V44H68ZM72 45V44H71ZM78 45V44H77ZM102 45H104V44H102ZM111 45H113V44H111ZM126 45V44H125ZM130 45H132L131 43H130ZM139 45H142V43L141 44H139ZM139 45H137V46H139ZM163 45L164 44H162L161 43V47H162V49H163ZM169 46H170V44H168ZM181 45H179V46H181ZM194 45V46H193ZM213 45H215V47H216V45H218V44H213ZM212 45V46H213ZM221 45V44H220ZM220 45H218V46H220ZM225 45V44H224ZM223 45V46H224ZM245 45H248V43L247 44H245ZM250 45V44H249ZM249 45L247 46V47H249ZM34 46V45H33ZM39 46H41V45H39ZM60 46H58V49H59V47ZM88 46V45H87ZM97 46V45H96ZM110 46V45H109ZM127 46H129V45H127ZM173 46V47H174ZM210 46H211V44L209 45V48H210ZM211 46V47H212ZM251 46V45H250ZM45 47V46H44ZM43 47V48H44ZM56 47V46H55ZM64 47V46H63ZM69 47V46H68ZM93 47V46H92ZM101 47V46H100ZM117 47V46H116ZM121 47V46H120ZM132 47H133V45H132ZM140 47H142V46H140ZM149 47V46H148ZM160 47V46H159ZM165 47V46H164ZM173 47H171V49H174ZM206 47V46H205ZM246 47V46H245ZM33 48H36V46L35 47H33ZM62 48V47H61ZM65 48V47H64ZM64 48H62L63 50H64ZM76 48H78V46L76 47ZM75 48V49H76ZM82 48H83V46H82ZM90 48V47H89ZM97 47H95V49H96ZM111 48V47H110ZM124 48V47H123ZM122 48V49H123ZM125 48H130V47H126L125 46ZM144 48V46L142 47V49ZM157 48V47H156ZM166 48H168V46L166 47ZM166 48H164V52H165V50H166ZM170 48V47H169ZM168 48V49H169ZM179 48V47H178ZM202 48V49H201ZM207 48H208V46H207ZM213 48V47H212ZM218 48V47H217ZM220 49H221V47H219ZM45 50H46V48H44ZM52 49V48H51ZM53 49L54 50H56L54 47H53ZM69 49H70V47H69ZM68 49V50H69ZM72 49H73V47H72ZM78 49H80V48H78ZM114 49V48H113ZM119 49H121V48H119ZM152 49V48H151ZM197 49V50H196ZM199 49V50H198ZM219 49V50H220ZM248 48H246V50H247ZM50 50V49H49ZM49 50H48V52H49ZM63 50H61V51H63ZM66 50V52H67V48L65 49ZM108 50V49H107ZM128 50V49H127ZM134 50H135V45H134ZM138 50H140L139 49V47H138ZM149 50V49H148ZM147 50V51H148ZM156 50V49H155ZM196 50V51H195ZM209 50H212L211 48L209 49ZM213 50L215 51V48H213ZM222 50V49H221ZM249 50V49H248ZM51 51H53V50H50V53H51V55H49L48 54V56H52V53L54 52H51ZM73 51H75V50H73ZM79 51V50H78ZM81 51V50H80ZM83 51H85V50H83ZM86 51H88V50H86ZM96 51V50H95ZM103 51V50H102ZM132 52H133V49L131 50ZM152 51V50H151ZM150 51V52H151ZM154 51V50H153ZM152 51V52H153ZM157 51V50H156ZM173 51V50H172ZM172 51H170V52H172ZM224 51V50H223ZM38 52V51H37ZM57 52H58V50H57ZM70 52H71V50H70ZM77 52V51H76ZM88 52H90V51H88ZM107 52V51H106ZM112 52H113V50H112ZM111 52V53H112ZM116 52H117V49H116ZM123 52V51H122ZM121 52V53H122ZM128 52V54H129V51H127ZM140 52V51H139ZM151 52V53H152ZM158 52V51H157ZM156 52V53H157ZM169 52V54L172 56V54ZM174 52V51H173ZM175 52L177 53V51L175 50ZM174 52V53H175ZM197 52V53H196ZM208 52V51H207ZM212 53L211 54H213V53H215V52H213V51H211ZM216 52H217V50H216ZM219 52H221V51H219ZM244 53L246 52V51H243ZM250 52V51H249ZM252 52H253V50H252ZM47 52H45V54H46ZM73 53H75V52H73ZM96 53H98V52H96ZM99 53H101L100 51H99ZM135 53H136V51H135ZM156 53L154 54V55H156ZM173 53V54H174ZM178 53H180V52H178ZM178 53L174 56V57H176L177 55H178ZM200 53V52H199ZM198 53V54H199ZM225 53V52H224ZM242 53V52H241ZM246 53H248V51L246 52ZM245 53V54H246ZM254 53V52H253ZM253 53L251 54V56L253 55ZM34 54H35V52H34ZM43 54H44V52H43ZM44 54V55H45ZM57 54H59V53H57ZM56 54V52H55V56L57 55ZM64 54V53H63ZM68 54H70V53H68ZM76 55H77V53H75ZM84 54H86V53H84ZM102 54V53H101ZM107 54V53H106ZM117 55H118V53H116ZM123 55H124V53H122ZM137 54V53H136ZM145 55H146V52L144 53ZM165 54L166 55H168L166 52H165ZM191 54H195L194 56H189V55H191ZM210 54V56L212 57V55ZM249 54V53H248ZM247 54V55H248ZM60 55V54H59ZM73 55V54H72ZM87 55V54H86ZM85 55V56H86ZM104 55V54H103ZM113 55V54H112ZM115 55V54H114ZM126 55V54H125ZM124 55V56H125ZM139 55V54H138ZM200 55V54H199ZM199 55L197 56V58H199ZM217 55V54H216ZM216 55H214V56H216ZM38 56H39V54H38ZM54 56V57H55ZM58 56V55H57ZM62 56V55H61ZM65 56H67V55H65ZM65 56H63L65 59L66 58H68V57H65ZM69 56V55H68ZM80 56V55H79ZM78 56V57H79ZM129 57L131 56V54L130 55H128ZM128 56H126V57H128ZM134 57H135V55H133ZM146 56H148V54L146 55ZM145 56V57H146ZM150 56V55H149ZM158 56H159V54H158ZM161 56V55H160ZM159 56V57H160ZM164 56V55H163ZM179 56V55H178ZM204 56V55H203ZM207 56H205V58L207 57ZM209 56V57H210ZM213 56V57H214ZM218 56V55H217ZM35 57H37V55L36 56H34V59H36ZM113 58H114V56H112ZM116 57V56H115ZM117 57H119V56H117ZM128 57V58H129ZM151 57H152V55H151ZM168 57H169V55H168ZM210 57V59L212 60H214V61H210L211 62V64L213 63V64H215L214 62H215V58H211ZM246 57V56H245ZM41 58V57H40ZM57 58H59V57H55V59H57ZM112 58V59H113ZM136 58H138V57H136ZM153 58H154V56H153ZM162 58V57H161ZM165 58V57H164ZM163 58V59H164ZM196 57L195 58H193L194 60L196 59L197 61H198V59H197ZM221 58V57H220ZM248 58V61H249V59L251 58V57H247ZM43 59V58H42ZM77 59V58H76ZM75 59V60H76ZM90 59V58H89ZM99 59V58H98ZM111 59V60H112ZM117 59V58H116ZM120 59H121V57H120ZM141 59H143V57L141 58L140 57V59L139 60H141ZM150 59V58H149ZM160 58H158V60H159ZM167 59V57L165 58V60ZM170 59V58H169ZM183 59V58H182ZM202 59H204V58H202ZM201 59V61L202 62H204L205 61V59H204V61ZM209 58L207 57V59L206 60H208ZM256 59V58H255ZM37 60H38V58H37ZM54 60V59H53ZM58 60V59H57ZM71 60V59H70ZM78 60V59H77ZM82 60H84V59H82ZM88 60V59H87ZM97 60V59H96ZM114 60V59H113ZM128 60H132V59H128ZM127 60V61H128ZM138 60V59H137ZM146 60H148L147 58H146ZM158 60H156V61H158ZM173 60H175V59H173ZM252 60H254V59H251V61ZM45 61H47V60H45ZM50 61H51V59H50ZM54 61H56V60H54ZM53 61V62H54ZM81 61V60H80ZM79 61V62H80ZM93 61H94V59H93ZM117 61H119V60H117ZM123 61H124V59H123ZM136 61V60H135ZM148 61H150V60H148ZM155 61V60H154ZM153 61V62H154ZM160 61H162V60H160ZM172 61V60H171ZM179 61H182L181 60V58L179 59V57H178V62ZM190 61H192V59H190ZM209 61V60H208ZM217 61V60H216ZM247 61V62H248ZM59 62V61H58ZM58 62H56L57 64H59ZM65 62V65H66V61H64ZM72 62V61H71ZM78 62V61H77ZM87 62V61H86ZM85 62V63H86ZM99 63H100V61H98ZM109 62V61H108ZM113 62V61H112ZM125 63H126V61H124ZM138 62H141V61H138ZM142 62H143V60H142ZM144 62H146V61H144ZM152 62V63H153ZM167 62V61H166ZM176 62H177V59H176ZM177 62V63H178ZM199 62V61H198ZM205 62H207V61H205ZM218 62V61H217ZM236 62V61H235ZM254 62L255 61H253L252 62V64H254ZM55 63V62H54ZM73 63H74V60H73ZM82 62H80V64H81ZM97 63V62H96ZM95 63V64H96ZM103 63V62H102ZM125 63H123V64H125ZM129 63V62H128ZM130 63H132V62H130ZM136 63V62H135ZM149 63V62H148ZM158 63V62H157ZM169 63V62H168ZM171 63V62H170ZM169 63V64H170ZM183 63H184V65H186V62H184L183 61ZM190 62H189V60H188V64H189ZM193 63V62H192ZM191 63V64H192ZM195 64H196V62H194ZM192 64V65H190V67H192V66H195V64ZM209 63V62H208ZM220 63V62H219ZM237 63V62H236ZM251 63V62H250ZM61 64V63H60ZM69 64V63H68ZM71 64V63H70ZM87 64V63H86ZM94 64V63H93ZM104 64V63H103ZM107 64V63H106ZM142 64V63H141ZM155 64V63H154ZM180 64H182V63H180ZM180 64H178V65H180ZM186 65V66H189V65ZM206 64V66H207V63H205ZM213 64H212V66H213ZM217 64V63H216ZM215 64V65H216ZM248 64V63H247ZM71 65H73V64H71ZM81 65H84V64H81ZM80 65V66H81ZM116 65V64H115ZM119 65V64H118ZM133 65H135V64H133ZM137 65V64H136ZM135 65V66H136ZM145 65V64H144ZM148 65H150V63L149 64H147V66ZM152 65V64H151ZM150 65V66H151ZM158 65V64H157ZM163 64H162V62H161V66H162ZM164 65H165V63H164ZM168 65V64H167ZM167 65H165V67L167 66ZM174 65H175V67L177 66L176 65V63L174 62ZM237 65V64H236ZM77 66V65H76ZM84 66H86V65H84ZM88 66V65H87ZM125 66V65H124ZM135 66H133V67H135ZM154 66V65H153ZM152 66V67H153ZM159 66H160V64H159ZM170 66V65H169ZM172 66V65H171ZM170 66V67H171ZM181 66V65H180ZM201 66V64L199 65V67ZM203 66V65H202ZM210 65L208 64V67H209ZM251 66V65H250ZM69 67V66H68ZM72 67V66H71ZM75 67V66H74ZM93 67V66H92ZM99 67H101L100 65H99ZM104 67H106V65L104 66ZM121 67V66H120ZM137 67V66H136ZM135 67V68H136ZM144 67V66H143ZM149 67V66H148ZM147 67V68H148ZM165 67H163V69H165ZM174 67V66H173ZM179 67V66H178ZM197 67V66H196ZM195 67V68H196ZM204 68H208V67H205V65L203 66ZM226 68H227V66H225ZM240 67V66H239ZM252 67H254V65L253 66H251V70L253 69ZM70 68V67H69ZM82 68V67H81ZM108 68H109V66H108ZM131 68V67H130ZM144 68H146V67H144ZM154 68H156V67H154ZM168 68V67H167ZM167 68H166V70H167ZM180 68V67H179ZM216 69H218L217 68V65H216V67H215ZM224 68V67H223ZM242 68V67H241ZM66 69H67V66H66ZM71 69V68H70ZM85 69V68H84ZM96 69H98V68H96ZM122 69V68H121ZM120 69V70H121ZM125 69V68H124ZM123 69V70H124ZM128 69H129V67H128ZM134 69V68H133ZM139 70L141 69V67L140 68H138ZM143 69V68H142ZM150 69V68H149ZM176 69H177V67H176ZM176 69H174L175 71H176ZM199 69V68H198ZM200 69H202V68H200ZM212 69V68H211ZM211 69H210V71H211ZM216 69H214V67H213V70H216ZM237 69V68H236ZM245 70H246V68H244ZM86 71H88V69H85ZM92 70V69H91ZM94 70V69H93ZM100 70V69H99ZM116 70V69H115ZM118 70V69H117ZM138 70V71H139ZM144 70V69H143ZM145 70H147V69H145ZM144 70V71H145ZM159 70V69H158ZM160 70H162V69H160ZM169 70H172V73L174 72L173 71V68L172 69H170L169 68ZM168 70V71H169ZM194 70V69H193ZM197 70V69H196ZM226 70V69H225ZM69 71V70H68ZM67 71V72H68ZM105 71V70H104ZM119 71V70H118ZM131 71H135V70H131ZM153 71H155L154 69H153ZM164 71V70H163ZM163 71H161V74H162V72ZM168 71H167V73H168ZM200 71V70H199ZM202 71V70H201ZM206 71V70H205ZM204 71V72H205ZM217 71H219V70H217ZM222 71V70H221ZM239 71H241V70H239ZM247 71V70H246ZM67 72H66V76H67ZM73 72H74V69H73ZM76 72V71H75ZM90 72V71H89ZM92 72H94V71H92ZM103 72V71H102ZM107 72V71H106ZM106 72H104V73H106ZM111 72H112V70H110V72H109V74H111ZM120 72H122V70L120 71ZM120 72H117V73H120ZM130 72V71H129ZM137 72V71H136ZM140 72V71H139ZM138 72V73H139ZM148 72V70L146 71V73ZM156 72V71H155ZM212 73H213V71H211ZM252 72H253V70L251 71V72H249L251 75H252ZM70 73V72H69ZM68 73V75H70ZM78 73L79 72H77V76H78ZM91 73V72H90ZM125 73V72H124ZM141 73V72H140ZM140 73H139V75H140ZM145 73V72H144ZM151 73H153L152 71H151ZM186 73V72H185ZM200 73V72H199ZM209 73V72H208ZM219 73V72H218ZM222 73V72H221ZM230 73H232L231 71H230ZM248 73V74H249ZM81 74V73H80ZM85 74H87V73H85ZM84 74V75H85ZM127 74V73H126ZM125 74V75H126ZM131 73H129V75L127 74V76H130V78H132L133 76V74L132 75H130ZM143 74V73H142ZM150 74V73H149ZM164 74V73H163ZM166 74V73H165ZM207 74V73H206ZM210 74V73H209ZM223 74V73H222ZM236 74V73H235ZM238 74V73H237ZM92 75V74H91ZM95 75V74H94ZM107 75V74H106ZM116 75V74H115ZM122 75H123V73H122ZM122 75H121V77H122ZM145 75V74H144ZM154 75V74H153ZM167 75V74H166ZM170 75V74H169ZM199 75V74H198ZM226 75V74H225ZM241 75V74H240ZM250 75V76H251ZM100 76V75H99ZM103 76V75H102ZM109 76V75H108ZM107 76V77H108ZM120 76V75H119ZM132 76V77H131ZM135 76V75H134ZM137 76H138V74H137ZM148 77H147V79H149V75H147ZM159 75H157L156 77H158ZM161 76H165V75H161ZM202 76V75H201ZM73 77V76H72ZM75 77V76H74ZM85 77H87V75L85 76ZM92 77H95V79H96V76H93L92 75ZM104 77H105V75H104ZM106 77V78H107ZM116 77V76H115ZM124 77V76H123ZM136 77V76H135ZM135 77H134V79H135ZM141 77H142V75H141ZM141 77H140V79H141ZM151 77H153L152 75H151ZM150 77V78H151ZM194 77V76H193ZM204 77V76H203ZM213 77V76H212ZM215 77V76H214ZM213 77V78H214ZM225 77V76H224ZM226 77H227V75H226ZM239 77H241V76H239ZM244 77V76H243ZM67 78V77H66ZM66 78H65V80H66ZM68 78H71V75H70V77L68 76ZM78 78V77H77ZM89 78V77H88ZM87 78V79H88ZM105 78V79H106ZM112 78V81H114V79H113V77H111ZM111 78H110V80H111ZM118 78V81H119V83H118V81H117V83L118 84H120L121 82V79H120V77H117ZM125 78V77H124ZM219 78V77H218ZM74 79V78H73ZM80 79V78H79ZM82 79V78H81ZM90 79H91V77H90ZM93 79V78H92ZM94 79V80H95ZM120 79V80H119ZM128 78H126V80L125 81H128L127 80ZM139 79V80H140ZM146 80V81H148L147 79H146V77H142V80ZM152 79V78H151ZM197 79V78H196ZM208 79H209V77H208ZM211 79V78H210ZM247 79H248V77H247ZM247 79H244V80H247ZM68 80V79H67ZM84 80V79H83ZM97 80V79H96ZM117 80V79H116ZM123 80V79H122ZM131 81L133 80V79H130ZM150 80V79H149ZM157 80H159L160 81V78L159 79H157ZM198 80V79H197ZM203 80V79H202ZM219 80V79H218ZM241 80H243V79H241ZM244 80H243V82H244ZM71 82V80H68V82ZM80 81V80H79ZM89 81V80H88ZM155 81H156V78H155ZM162 81V80H161ZM161 81H160V83L159 84H162L161 83ZM216 81H217V78H216ZM215 81V82H216ZM248 81V80H247ZM246 81V82H247ZM67 82V81H66ZM65 82V83H66ZM67 82V83H68ZM74 82V81H73ZM73 82H71V83H73ZM94 82V81H93ZM206 82V81H205ZM221 82V81H220ZM231 82V81H230ZM239 82H241L240 80H239ZM246 82H244V84L246 83ZM95 83V82H94ZM106 83H107V81H106ZM113 83V82H112ZM170 83H172V81L170 82ZM174 83V82H173ZM227 83V82H226ZM229 83V82H228ZM242 83V82H241ZM42 84V83H41ZM48 84V83H47ZM46 84V85H47ZM70 84V83H69ZM78 84V83H77ZM80 84H81V82H80ZM85 84V83H84ZM84 84H83V86H84ZM87 84V83H86ZM99 84V83H98ZM103 84V82L101 81V85ZM167 84V83H166ZM169 84V83H168ZM230 84V83H229ZM234 84H236V87H237V83H236V80H235V82H234ZM238 84H240V83H238ZM243 84V83H242ZM33 85V84H32ZM45 85V84H44ZM44 85H43V87H44ZM73 85H75V84H73ZM72 85V86H73ZM101 85L99 86V85H97L96 87H94L95 89H98L99 87H101ZM103 85H105V84H103ZM174 85V84H173ZM42 85H40V87H41ZM51 86V85H50ZM65 86V85H64ZM70 86V85H69ZM78 86V85H77ZM80 86V85H79ZM82 86V85H81ZM99 86V87H98ZM115 86H117L116 85V81H115V83H113V84H111V86H110V90L109 91H107V93L105 94V96L103 97L104 99H103V101H102V105L104 106V107H107L110 103H111V101H113L114 99H115V94H114V89H115ZM190 86H192L191 84H190ZM229 85H227L226 87H228ZM230 86H232V84H230ZM230 86H229V88H227V89H231L230 88ZM234 87H235V85H233ZM241 85H239V88H241L240 87ZM37 88H38V85L36 86ZM63 87V86H62ZM90 87V86H89ZM121 87V86H120ZM131 87V86H130ZM138 87V86H137ZM202 87V86H201ZM234 87H232V89L233 90H235L236 88H234ZM54 88V89H53ZM81 88V87H80ZM122 88V87H121ZM124 88V87H123ZM122 88V89H123ZM127 88V87H126ZM133 88V87H132ZM138 88H140V87H138ZM212 88V87H211ZM32 89H34V88H32ZM39 89V88H38ZM43 88H41V90H42ZM52 89H53V91L55 92V87H52ZM67 88L65 87V90H66ZM71 89V88H70ZM92 89V88H91ZM102 89V88H101ZM119 89V88H118ZM128 89V88H127ZM134 89V88H133ZM136 89V88H135ZM142 89V88H141ZM147 89H149V88H147ZM231 89V90H232ZM238 89V88H237ZM236 89V90H237ZM41 90H39V91H41ZM62 90V89H61ZM77 90H78V88H77ZM82 90V89H81ZM87 90V89H86ZM85 90V91H86ZM94 90V89H93ZM120 91H121V89H119ZM118 90V92H120ZM210 90V89H209ZM235 90V91H236ZM43 91H48L47 89H45L44 88V90H42V92ZM50 92L52 91L51 89L49 90ZM59 91V90H58ZM58 91H57V94H58ZM88 91H90V89H88ZM96 91V90H95ZM123 91V90H122ZM122 91H121V99L123 100V102L125 103L126 102V105L127 104H129V105H131V104H133L132 103V101H134L135 100V98L138 100V99H142V98H146V100L148 99L149 101H150V99L146 96V94L148 93H138V94H136V95H134L133 94V96L131 95V96H125V95H123L122 94ZM125 91V90H124ZM38 92V90L36 89V93ZM49 92V93H50ZM54 92H52V93H54ZM64 92V91H63ZM67 92H68V90H67ZM70 92V91H69ZM74 92V91H73ZM156 92V91H155ZM160 92H162V91H160ZM32 93V92H31ZM39 93V92H38ZM41 93V92H40ZM56 93V92H55ZM54 93V94H55ZM61 93V92H60ZM66 93V92H65ZM94 93V92H93ZM150 93V92H149ZM148 93V94H149ZM163 93V92H162ZM165 93V92H164ZM47 94V93H46ZM52 95V96H54V97H52V96H49L48 97V95L49 94H47V96H45V97H47V99H45V101L46 100H48V98H49V100L51 99V97H52V99H54L55 98V95ZM64 94V93H63ZM67 94H69V93H67ZM88 94H90V93H88ZM88 94H87V96H88ZM100 94V93H99ZM104 94V93H103ZM116 94H117V92H116ZM156 95H157V98H159L160 96H161V94L159 95V93L157 94V93H155ZM169 94V93H168ZM31 95V94H30ZM45 95V94H44ZM66 95V94H65ZM65 95H64V98H65ZM74 95V94H73ZM76 95V94H75ZM85 95V94H84ZM120 95V94H119ZM158 95H159V97H158ZM164 95H166L167 96V93H165ZM169 95H171V94H169ZM41 96H42V94H41ZM58 97H59V95H57ZM56 96V97H57ZM61 96V95H60ZM72 96V95H71ZM79 96H81V95H79ZM78 96V98H80ZM86 96V97H87ZM94 96H95V94H94ZM153 96H155V95H153ZM258 96V95H257ZM31 97V96H30ZM90 97V96H89ZM161 97H163V96H161ZM160 97V98H161ZM171 97V96H170ZM169 97V98H170ZM24 98V99H23ZM44 98V97H43ZM76 98V97H75ZM91 98H92V96H91ZM97 98V97H96ZM128 98H131L132 100H128ZM153 98H155V97H153ZM152 98V99H153ZM163 98H165V97H163ZM167 98H168V96H167ZM166 98V99H167ZM172 98V97H171ZM179 98V97H178ZM257 98V97H256ZM259 98V97H258ZM31 99V98H30ZM38 99V98H37ZM41 99V98H40ZM39 99V100H40ZM56 99V98H55ZM82 99H85V96L82 98ZM94 99V98H93ZM151 99V100H152ZM174 99V98H173ZM175 99H177V98H175ZM48 100V101H49ZM57 100V99H56ZM58 100H59V98H58ZM67 100V99H66ZM74 100V99H73ZM76 100V99H75ZM78 100V99H77ZM81 100V99H80ZM79 100V102H82V101H80ZM86 100V99H85ZM95 100V99H94ZM93 100V102H95ZM118 100V99H117ZM128 100V101H127ZM142 100H144V99H142ZM157 100V99H156ZM160 100V99H159ZM168 100H170V99H168ZM29 101V100H28ZM41 101V100H40ZM68 101V100H67ZM66 101V102H67ZM87 101V100H86ZM101 101L99 102V103H101ZM145 101V100H144ZM155 101V100H154ZM165 101V100H164ZM173 101V100H172ZM172 101H171V103H172ZM181 101V100H180ZM183 101V100H182ZM186 101V100H185ZM184 101V102H185ZM35 102V101H34ZM51 102H53V101H51ZM65 102V103H66ZM69 102V101H68ZM75 102V101H74ZM92 102V101H91ZM91 102H89L88 101V104L89 103H91ZM115 102H120V101H115ZM177 102V101H176ZM54 103H55V101H54ZM58 103V101L56 102V104ZM76 103H78V101L76 102ZM75 103V104H76ZM121 103V102H120ZM135 103V102H134ZM139 103V101L136 103V104H138ZM146 104L147 103H149V102H145ZM145 103H144V106H145ZM150 103H152V101H150ZM154 103L155 102H153L152 104L154 105ZM160 103V102H159ZM164 102H162V103H160L161 105L163 104ZM166 103V102H165ZM168 104L170 103V102H167ZM179 102H177V104H178ZM186 103V102H185ZM195 103V102H194ZM193 103V104H194ZM27 104V105H26ZM38 104H40V103H37V105ZM46 104H48V102H46ZM49 104H51V103H49ZM59 104V103H58ZM57 104V105H58ZM70 104H71V102H70ZM74 104V103H73ZM74 104V105H75ZM84 104V103H83ZM82 104V105H83ZM118 105L114 108V111L113 112H115L116 114H117V117L124 123V124H126V126L127 125H129V126H133L132 124H134V123H137L138 124V126H140L141 127V129L143 130V128H145V125L148 123L145 119H142V115H146V114H148V112L146 113V111H145V108H146V106L144 107V106H141L142 104L141 103H139L140 105H136L137 107H134L135 106V104H134V106H132V108H129L128 107V105H127V107L129 108V112L128 113H130V115H133L134 117V122L131 120L130 121V119L128 118V115H126V114H124V113H122L121 112V107H122V104H119V103H117ZM158 104V103H157ZM176 104V103H175ZM179 104H182V103H179ZM257 104H258V102H257ZM264 104V103H263ZM52 105V104H51ZM55 105V104H54ZM60 105V104H59ZM76 105H79V104H76ZM90 105V104H89ZM99 105V104H98ZM97 105V106H98ZM111 105H113V102L110 104V106ZM116 105V104H115ZM114 105V106H115ZM152 105V106H153ZM160 105V106H161ZM173 105H174V102H173ZM187 105V104H186ZM208 105V104H207ZM31 106V105H30ZM39 106V105H38ZM44 106H45V104H44ZM62 106V105H61ZM66 106V105H65ZM71 106V105H70ZM73 106V105H72ZM71 106V107H72ZM81 106V105H80ZM84 106H85V104H84ZM86 106H87V102H86ZM86 106H85V108H86ZM91 106V105H90ZM90 106H88V107H90ZM100 106V105H99ZM155 106V105H154ZM165 106V105H164ZM170 106H171V104H170ZM178 106V105H177ZM182 106V105H181ZM189 106V105H188ZM187 106V107H188ZM193 105H191V108H193L192 107ZM261 106V105H260ZM36 107V106H35ZM48 107H50V108H52L50 105L48 106ZM63 108H65L64 106H62ZM70 107V108H71ZM113 106H111L110 107V110H111V108H112ZM125 107V106H124ZM131 107V106H130ZM151 107V106H150ZM149 107V108H150ZM176 107V106H175ZM183 107V106H182ZM185 107V106H184ZM251 107H252V105H251ZM54 108V107H53ZM61 108V107H60ZM76 108V107H75ZM91 108V107H90ZM93 108H94V105H93ZM100 108V107H99ZM123 108V107H122ZM166 108V107H165ZM167 108H169L168 106H167ZM172 108V107H171ZM190 108V107H189ZM189 108L188 109H186L187 110V112H188V110H189ZM198 108V107H197ZM196 108V109H197ZM200 108V107H199ZM205 108H207L206 106H205ZM37 109V108H36ZM58 109H59V107H58ZM73 109V108H72ZM96 109H97V107H96ZM127 109V108H126ZM162 109V106H161V108L159 107V110H161ZM163 109H164V107H163ZM176 109V108H175ZM195 109V108H194ZM194 109H192V111H197L196 109L194 110ZM210 109V108H209ZM235 109V108H234ZM35 110V109H34ZM62 110V109H61ZM63 110H65V109H63ZM76 110V109H75ZM74 110V111H75ZM79 110V112H81L80 110H82V109H78ZM149 110H151V109H149ZM170 110V109H169ZM172 110H173V108H172ZM183 110V109H182ZM201 110V109H200ZM204 110V109H203ZM236 110H238V109H236ZM258 110V109H257ZM54 111V110H53ZM56 111V110H55ZM55 111H54V113H55ZM72 111V110H71ZM83 111H85V110H83ZM82 111V112H83ZM90 111H92V110H90ZM93 111H94V109H93ZM97 111V110H96ZM112 111V110H111ZM110 111V112H111ZM164 111V110H163ZM167 111V110H166ZM175 111V110H174ZM189 111H191V110H189ZM205 111V110H204ZM203 111V112H204ZM209 111H211V110H209ZM221 111V110H220ZM225 111V110H224ZM227 111V110H226ZM232 111L234 112V110L232 109ZM246 111V110H245ZM37 112H39V111H37ZM43 112V111H42ZM69 112V111H68ZM76 112V111H75ZM82 112H81V114H82ZM104 112H107L106 110H104L102 113H104ZM109 112V113H110ZM151 112V111H150ZM153 113H154V111H152ZM158 112V111H157ZM160 112V111H159ZM176 112V111H175ZM194 112H192L194 115H195V113ZM199 112V111H198ZM217 112V111H216ZM229 112V111H228ZM238 113H240V111H237ZM249 112V111H248ZM262 112V111H261ZM45 113V112H44ZM70 113H72V112H70ZM74 113V112H73ZM86 113V112H85ZM101 113V112H100ZM100 113H97V114H100ZM102 113L100 114V116L102 115ZM161 113V112H160ZM167 113H168V111L166 112V114H164L163 113V115H167ZM182 113V112H181ZM189 113L190 112H188V115H189ZM191 113V114H192ZM236 112H234V113H231V114H233V117L234 116H237V118H238V114L236 115L235 114ZM36 114V113H35ZM63 114V113H62ZM65 114H66V112H65ZM75 114V113H74ZM77 114H78V112H77ZM84 114V113H83ZM96 114V113H95ZM96 114V115H97ZM106 114H108V113H106ZM152 114V113H151ZM151 114H149L150 116H152ZM156 114V113H155ZM154 114V115H155ZM185 114V113H184ZM187 114V113H186ZM211 114V113H210ZM224 114V113H223ZM226 114V113H225ZM235 114V115H234ZM37 115H38V113H37ZM37 115H36V117H37ZM67 115V114H66ZM65 115V116H66ZM71 115V114H70ZM79 115V114H78ZM88 115V114H87ZM90 115V114H89ZM104 115V114H103ZM149 115H148V118H150L149 117ZM168 115H169V113H168ZM194 115H190L191 117L192 116H194ZM197 115V114H196ZM201 115V114H200ZM226 115H228V117H229V114H226ZM241 114H239V117H241V119H242V116H240ZM243 115V114H242ZM40 116V115H39ZM55 116V115H54ZM76 117H77V115H75ZM80 116V115H79ZM78 116V117H79ZM82 116V115H81ZM80 116V117H81ZM93 116H95V115H93ZM105 116V115H104ZM103 116V117H104ZM170 116V115H169ZM176 116V115H175ZM35 117V119H37ZM57 117H59V116H57ZM64 117V116H63ZM77 117V118H78ZM80 117L78 118V119H80ZM83 117V116H82ZM84 117H85V115H84ZM96 117H98V115L96 116ZM105 117H107V116H105ZM147 117V116H146ZM154 117L155 116H153L152 118H153V121H155L154 120ZM186 117H188L189 118V116H186ZM195 117V116H194ZM198 117V116H197ZM196 117V118H197ZM201 117V116H200ZM246 117V116H245ZM245 117H243V118H245ZM263 117V116H262ZM39 118V117H38ZM65 118V117H64ZM66 118H67V116H66ZM71 118V117H70ZM89 118V117H88ZM93 118H95V117H93ZM165 118H167V116L165 117ZM179 118V117H178ZM184 118V117H183ZM187 118V119H188ZM207 118V117H206ZM222 118V117H221ZM224 118V117H223ZM227 118V117H226ZM74 119V118H73ZM76 119V118H75ZM101 119V118H100ZM106 119V118H105ZM147 119V118H146ZM169 119H170V117H169ZM182 119V118H181ZM192 119H193V117H192ZM217 119V118H216ZM219 119V118H218ZM236 118H234V120H235ZM57 120V119H56ZM58 120H60V119H58ZM71 120H72V118H71ZM77 120V119H76ZM149 120V119H148ZM183 120V119H182ZM191 120V119H190ZM190 120H188V121H190ZM64 123H65V121L64 120H62ZM100 121H104L103 119H101ZM150 121H151V119H150ZM150 121H149V124H151L152 123V121H151V123H150ZM161 121V127H162V123L163 122H165V121H163L162 119L160 120ZM174 121V120H173ZM185 121V120H184ZM194 121H195V119H194ZM202 121V120H201ZM232 121V120H231ZM242 121H244V120H242ZM247 121V120H246ZM61 122V121H60ZM69 122V121H68ZM72 122V121H71ZM70 122V123H71ZM98 122V121H97ZM105 122V121H104ZM193 122V121H192ZM204 122V121H203ZM229 122V121H228ZM235 123H236V121H234ZM54 123H55V120H54ZM106 123H108V124H106ZM179 123H180V121H179ZM242 123H244V122H242ZM56 124H58V122L56 123ZM55 124V125H56ZM61 124V123H60ZM59 124V125H60ZM105 124L108 126V128H106V130L108 129V131L111 133V136H112V134L114 135L116 132L120 135V127H118L117 125H116V123H115V121L114 120H112L111 118H108L107 117V122H105ZM187 124V123H186ZM237 124H240V121L237 123ZM236 124V125H237ZM245 124V123H244ZM68 125V124H67ZM66 125V126H67ZM73 124L71 123V126H72ZM103 125V124H102ZM105 125V126H106ZM148 125V124H147ZM166 125V124H165ZM165 125H163V127H165ZM181 125V124H180ZM188 125H190V124H188ZM203 125V124H202ZM214 125V124H213ZM228 125V124H227ZM230 125V124H229ZM243 125V124H242ZM64 126V125H63ZM63 126H61V127H63ZM125 126V125H124ZM153 126V123H152V125H151V127ZM159 126V125H158ZM193 126V125H192ZM207 126V125H206ZM231 126V125H230ZM238 126H240V125H238ZM246 126V125H245ZM57 127H58V125H57ZM139 127V128H140ZM188 127V126H187ZM194 127H196V125L194 126ZM199 127V126H198ZM204 127V126H203ZM217 127H219V126H217ZM100 128V127H99ZM98 128V129H99ZM126 128V127H125ZM153 128V127H152ZM151 128V130H153ZM208 128H209V126H208ZM212 128V127H211ZM210 128V129H211ZM228 128V127H227ZM226 128V129H227ZM230 128V127H229ZM242 128V127H241ZM56 129V128H55ZM129 129V128H128ZM149 129V128H148ZM158 129V128H157ZM162 129H164V128H162ZM187 129V128H186ZM214 129V128H213ZM217 129V128H216ZM233 129H235V128H233ZM245 129V128H244ZM247 129V128H246ZM30 131L31 133H30V137H33V138H35V140H37V138H38V141H40L42 144H40L39 145V143L37 144L36 142H35V144H32V146H30V147H32V150L29 148V145H26V144H24L22 147L23 148H25L24 150H26L28 153H29V149L31 150V151H33L34 153H36L37 155H38V159L37 160H33V161H31V160H29V155H27L26 154V152H24V150L22 149V147H21V145H16L15 144V142H18V140H25V137L23 138H20L21 136H20V131ZM59 130H61V129H59L58 128V131ZM127 130V129H126ZM140 130V129H139ZM158 130H161V128L160 129H158ZM207 130V129H206ZM243 130V129H242ZM63 131V130H62ZM62 131H61V133H62ZM98 131V130H97ZM96 131V132H97ZM130 131H132V129L130 130ZM144 131V130H143ZM146 131V130H145ZM148 131V130H147ZM150 131V130H149ZM162 131V130H161ZM161 131H159V132H161ZM198 131V130H197ZM212 131V130H211ZM247 131V130H246ZM248 131H249V129H248ZM55 132V131H54ZM57 132V131H56ZM60 132V131H59ZM99 132V131H98ZM103 132V131H102ZM114 132V133H113ZM120 132V133H119ZM163 132V134H164V130L162 131ZM189 132V131H188ZM190 132H192V131H190ZM189 132V133H190ZM60 133V134H61ZM107 133V132H106ZM133 133V132H132ZM145 134L144 135H146V132H144ZM152 133V132H151ZM158 133V132H157ZM179 133V132H178ZM182 133V132H181ZM188 133V134H189ZM203 133V132H202ZM230 133V132H229ZM259 133V132H258ZM104 134V133H103ZM118 134H116V136L118 135ZM125 134V133H124ZM141 134V133H140ZM160 134V133H159ZM188 134H187V136H188ZM210 134V133H209ZM243 134V133H242ZM256 134V133H255ZM254 134V135H255ZM126 135V134H125ZM147 135H148V132H147ZM165 135V134H164ZM192 136H193V134H191ZM201 135V134H200ZM213 135V134H212ZM233 135V134H232ZM260 135H261V133H260ZM259 135V136H260ZM100 136V135H99ZM111 136H109V137H111ZM132 136V138L134 139V136L133 135H131ZM143 136V135H142ZM166 136H167V134H166ZM166 136H164L163 137V139H161V140H163L161 143H163V142H165V140L166 139H168ZM171 136V135H170ZM186 136V135H185ZM223 136V135H222ZM225 136V135H224ZM227 136V135H226ZM240 136V135H239ZM245 136V135H244ZM262 136H263V134H262ZM28 137V139L30 138L29 137V135L27 136ZM48 137V136H47ZM114 137V136H113ZM146 137H150L149 135L148 136H146ZM154 137V136H153ZM173 137V136H172ZM201 137V136H200ZM215 137V136H214ZM218 137V136H217ZM248 137H250V135L248 136ZM261 137V136H260ZM49 138V137H48ZM120 137L118 136V139H119ZM151 138V137H150ZM149 138V139H150ZM160 138H162L161 137V135H160ZM164 138H166L165 140H164ZM235 138V137H234ZM27 139V138H26ZM115 139V138H114ZM114 139H112L113 141H114ZM117 139V138H116ZM127 139V138H126ZM147 139V138H146ZM220 139V138H219ZM111 139H109V141H110ZM150 140H154V141H156L155 139H150ZM172 140V139H171ZM184 140V139H183ZM197 140V139H196ZM208 140V139H207ZM7 142V144L6 143H4V142ZM33 141V140H32ZM105 141V140H104ZM104 141L103 142H101V143H104ZM128 141V140H127ZM147 141V140H146ZM154 141H152V143L154 142ZM169 141V140H168ZM243 141V140H242ZM48 142H49V140H48ZM126 142V141H125ZM130 142V141H129ZM136 142V141H135ZM140 142V141H139ZM216 142V141H215ZM237 142H238V139H237ZM19 143V142H18ZM23 143V142H22ZM66 143H70L69 145H67L66 146ZM115 143H117V142H115ZM144 143V142H143ZM166 143H167V141H166ZM220 143V142H219ZM223 143V142H222ZM243 143V142H242ZM111 144H113V143H111ZM131 144V143H130ZM129 144V145H130ZM137 144V143H136ZM139 144V143H138ZM141 145H143L142 143H140ZM140 144L138 145L139 147H141L140 146ZM164 144V143H163ZM162 144V145H163ZM168 144V146H169V144H170V142L169 143H167ZM172 144V143H171ZM174 144H176V143H174ZM173 144V145H174ZM182 144H184V143H182ZM181 144V145H182ZM227 144V143H226ZM226 144H223V145H226ZM240 144V143H239ZM9 145H13V150H11L10 149V147H9ZM105 145H107V147H108V144L106 143ZM110 145V144H109ZM117 145V144H116ZM147 145V144H146ZM151 145V144H150ZM160 145V144H159ZM196 145V144H195ZM241 145H246V144H241ZM257 145V144H256ZM65 146H66V148H65ZM131 146V145H130ZM153 146V145H152ZM161 146V145H160ZM178 147H179V145H177ZM183 146V145H182ZM194 146V145H193ZM210 146V145H209ZM104 147V146H103ZM118 147H119V145H118ZM117 147V148H118ZM131 147H133V146H131ZM147 147L149 148V146L147 145ZM163 147V146H162ZM175 146H173V148H174ZM181 147V146H180ZM179 147V148H180ZM206 147V146H205ZM213 147V146H212ZM217 147V146H216ZM224 147V146H223ZM232 147V146H231ZM11 148H12V146H11ZM97 148H100V147H97ZM117 148H115L114 146L113 147H108V148H105L104 150L102 149V150H100L101 152L99 153V155L102 157V158H105V157H109L110 156V158L113 156V152L114 151H118V149ZM134 148V147H133ZM142 148V147H141ZM145 148V147H144ZM155 148H157V147H155ZM160 147L158 146V148L157 149H159ZM169 148V147H168ZM173 148H171V145H170V149L172 150ZM222 148V147H221ZM37 149H39V151H37ZM53 151H52V150ZM95 149V151H93L92 153H91V150H94ZM101 149V148H100ZM119 149H121V148H119ZM125 150H126V148H124ZM123 149V150H124ZM128 149V148H127ZM169 149V150H170ZM215 149V148H214ZM230 149V148H229ZM238 149V148H237ZM131 150V149H130ZM141 150V149H140ZM147 150H149V149H147ZM177 150V149H176ZM176 150H172V151H176ZM216 150V149H215ZM219 150H220V148H219ZM234 150V149H233ZM236 150V149H235ZM241 150V149H240ZM254 150V149H253ZM259 150V149H258ZM30 151V152H31ZM48 151H51V152H49L48 153ZM127 151V150H126ZM125 151V152H126ZM132 151V150H131ZM134 151V150H133ZM142 151V150H141ZM146 151V150H145ZM248 151H249V149H248ZM123 152V151H122ZM127 152H129V150L127 151ZM149 152H152V151H149ZM149 152H147V153H149ZM162 152V151H161ZM166 152H167V150H166ZM169 152H171V151H169ZM169 152H167V153H169ZM178 152H179V150H178ZM178 152H176V154L178 153ZM183 152V151H182ZM190 152V151H189ZM211 152V151H210ZM253 152V151H252ZM258 152V151H257ZM264 152V151H263ZM62 154V157L60 158V159H52V157H51V155L53 154H55L56 155V157L58 156L57 154ZM98 153V152H97ZM115 153V152H114ZM124 153V152H123ZM143 153H144V151H143ZM166 153V154H167ZM172 153V152H171ZM174 153V152H173ZM186 153V152H185ZM220 153V152H219ZM219 153H218V155H219ZM222 153V152H221ZM220 153V154H221ZM256 153V152H255ZM127 154V153H126ZM146 154V153H145ZM163 154V153H162ZM198 154V153H197ZM206 154H207V152H206ZM254 154V153H253ZM95 155V154H94ZM115 155H117V154H115ZM119 155V154H118ZM132 155V154H131ZM151 155H153V156H150V154H149V156H148V160L150 161V164H151V166L152 165H155L154 166V168L155 169H160L161 171H163V169L159 166V160L157 159V157L156 156H154L155 155V153L153 154V153H151ZM182 155V154H181ZM183 155H184V153H183ZM210 155V154H209ZM231 155H232V152H231ZM12 156H17L18 157V161H13L10 157H12ZM165 156H168V155H165ZM170 154H169V158H170ZM177 156V155H176ZM194 157H195V155H193ZM204 156V155H203ZM208 156V155H207ZM226 156V155H225ZM237 156V155H236ZM260 156V155H259ZM124 157V156H123ZM174 158H175V156H173ZM178 157V156H177ZM187 157V156H186ZM186 157H185V159H186ZM231 157V156H230ZM229 157V158H230ZM58 158V157H57ZM100 158V157H99ZM130 158V157H129ZM184 158V157H183ZM200 158V157H199ZM210 158H212V156L210 157ZM232 158V157H231ZM86 159V160H85ZM93 159H96L95 157L93 158ZM107 159V158H106ZM172 160H173V158H171ZM197 159V158H196ZM201 159H203V158H201ZM215 159H216V156H215ZM214 159V160H215ZM217 159H219V158H217ZM243 159V158H242ZM72 160L74 161V163H71L72 162ZM108 160H110V159H108ZM108 160L106 161V162H108ZM124 160V159H123ZM122 160V161H123ZM126 160V159H125ZM128 160H130V159H128ZM178 160V159H177ZM176 160V161H177ZM179 160H180V158H179ZM91 161V160H90ZM105 161V160H104ZM119 161V160H118ZM149 161H148V163H149ZM174 161V163L176 164V161L175 160H173ZM183 161V160H182ZM182 161H181V163H182ZM187 161V160H186ZM186 161H184V162H186ZM211 161V160H210ZM226 161V160H225ZM240 161V160H239ZM246 161V160H245ZM88 162V161H87ZM117 162V161H116ZM180 162V161H179ZM183 162V163H184ZM103 163V162H102ZM109 163V162H108ZM178 163V162H177ZM180 163V164H181ZM183 163L181 164V168L183 169ZM195 163H197V162H195ZM229 163V162H228ZM252 163V162H251ZM85 164V163H84ZM110 164V163H109ZM118 164V163H117ZM130 164V163H129ZM179 164V163H178ZM180 164H179V166H180ZM223 164V163H222ZM245 164H247L246 162H245ZM256 164H258V163H256ZM99 165V164H98ZM121 165V164H120ZM128 165V164H127ZM126 165V166H127ZM132 165V164H131ZM134 165V164H133ZM167 165V164H166ZM184 165H186V164H184ZM191 165V164H190ZM214 165V164H213ZM82 166V165H81ZM100 166V165H99ZM129 166V165H128ZM135 166V165H134ZM156 166L158 167V168H156ZM171 166H172V164H171ZM175 166H177V165H175ZM217 166V165H216ZM222 166V165H221ZM235 166V165H234ZM243 166V165H242ZM249 166V165H248ZM80 166H78V168H79ZM82 168H84V166H82ZM117 168H118V166H117ZM116 168V169H117ZM168 168H170V166H168ZM180 168V169H181ZM188 168V166H186V169ZM191 168H192V166H191ZM191 168L189 169V173L188 174H190V171H191ZM202 168V167H201ZM211 168H212V166H211ZM225 168H226V166H225ZM95 169V168H94ZM133 169V168H132ZM154 169V170H155ZM171 169V168H170ZM173 169V168H172ZM182 169L180 170V171H182ZM213 169V168H212ZM219 169V168H218ZM218 169H216V170H218ZM221 169V168H220ZM224 169V168H223ZM246 169V168H245ZM244 169V170H245ZM84 170V169H83ZM86 170V169H85ZM136 170V171H137ZM160 170H157V172H159ZM179 170V169H178ZM178 170H176V171H178ZM184 170H185V168H184ZM183 170V171H184ZM195 170H196V168H195ZM194 170V171H195ZM216 170H213L214 171V173H215V171ZM229 170V169H228ZM92 171V170H91ZM123 171H124V169H123ZM133 171H135V169H133ZM197 172L195 173L196 175L194 176V174H190V175H193L194 177H193V181L195 182V184H196V188L198 189V193H197V189L194 191L195 193H197V195L200 197V199L202 200V202H203V204L205 205H203V207L205 208L206 207V209H207V207H208V209H209V207H210V210L209 211H211L209 214L212 216H214V220H216V219H218V217H216V215H215V211H214V209L213 208H211L212 207V205H217L218 203H220V201L221 202H223L224 203V201H225V204H221V208H225V207H223L224 205L226 206V207H228V205H230L232 202H233V200L230 198L231 196H232V194H231V196L229 197V200H227V195H228V193H227V195H225L224 197L226 198V199H224V201H222L221 200V198H219L220 197V195L221 194H223V193H219L218 191H219V189H220V191L222 190H224L223 188L225 187H222L223 185H225V182H224V180H221L222 181V184L221 185H219L218 183H221V181L219 182V181H217L218 179H219V177L218 176H216L214 173H212V177L211 178H209V176H208V179H206L205 178V176H204V171L202 170V169H200V167L198 168V170H196ZM232 171V170H231ZM237 171V170H236ZM242 171V170H241ZM82 172V171H81ZM96 172V171H95ZM114 172V173H113ZM170 172V171H169ZM173 172H175V171H172V174H173ZM184 172H187V170H185ZM193 172V171H192ZM221 171H219V172H216V174L217 173H220ZM226 172H227V170H226ZM237 172H239V171H237ZM10 173V172H9ZM98 173V172H97ZM125 173H127L126 171H125ZM176 173V172H175ZM210 173V172H209ZM171 174V173H170ZM183 173L181 172V175H182ZM186 174V173H185ZM233 174H234V172H233ZM232 174V175H233ZM243 174V173H242ZM11 175V174H10ZM105 175V174H104ZM106 175V176H107ZM162 175V174H161ZM165 175V174H164ZM164 175H163V178H164ZM176 175H177V173H176ZM175 175V176H176ZM241 175V174H240ZM254 175V174H253ZM88 176V175H87ZM124 176H126L127 178H128V188H129V191L128 192H125L126 190H124V191H120V190H122V189H120V187H119V180H120V178H123ZM178 176V175H177ZM183 176V175H182ZM185 176H187V174L185 175ZM184 176V177H185ZM207 176V175H206ZM221 176V175H220ZM225 176V175H224ZM224 176H223V178H220V179H224ZM243 176V175H242ZM250 176V175H249ZM252 176V175H251ZM100 177V176H99ZM142 177V178H143ZM187 177H189V175L187 176ZM231 177V176H230ZM257 177V176H256ZM162 178V179H163ZM166 178V177H165ZM190 178H192V177H190ZM189 178V179H190ZM215 178V179H214ZM232 178V177H231ZM241 178V177H240ZM247 178V177H246ZM249 178V177H248ZM252 178V177H251ZM12 179H13V176H12ZM94 180H95V178H93ZM98 179V178H97ZM96 179V180H97ZM124 179V178H123ZM141 179V178H140ZM168 179V178H167ZM181 179V178H180ZM185 179H187L186 177H185ZM215 180V182H213L212 180ZM225 179H227V177L225 178ZM253 179H254V177H253ZM104 180V181H105ZM122 180V179H121ZM127 179L125 178V181H126ZM145 180V179H144ZM166 180V179H165ZM192 180V179H191ZM235 180V179H234ZM250 180V179H249ZM256 180V179H255ZM17 181V180H16ZM93 181V182H92ZM143 181V180H142ZM167 181V180H166ZM170 181V180H169ZM172 181V180H171ZM171 181H170V183H171ZM190 181V180H189ZM192 181V182H193ZM241 181V180H240ZM15 182V181H14ZM121 182V181H120ZM180 182V181H179ZM187 182V181H186ZM194 182H193V184H194ZM227 182V181H226ZM229 182V181H228ZM253 182V181H252ZM256 182V181H255ZM260 182V181H259ZM185 183V182H184ZM216 183V184H215ZM121 184H122V182H121ZM120 184V185H121ZM172 184V183H171ZM186 184V183H185ZM187 184H189V183H187ZM194 184V185H195ZM218 184V185H217ZM229 184H230V182H229ZM233 184V183H232ZM231 184V185H232ZM245 184H247V186L246 187H248V186H251V185H248L249 183L246 181V183ZM17 185V184H16ZM163 185V184H162ZM230 185V186H231ZM255 185V184H254ZM253 185V186H254ZM261 185V184H260ZM124 186V185H123ZM187 186V185H186ZM191 187V185H188V187ZM227 186H229V185H227ZM226 186V187H227ZM232 186H234V185H232ZM241 186H242V184H241ZM244 186V185H243ZM184 187V186H183ZM192 187H193V185H192ZM195 187V186H194ZM16 188V187H15ZM21 188H23V187H21ZM48 189L49 191H50V195H51V197L53 198V199H48L47 198V194H46V190L45 189ZM234 188V187H233ZM236 188V187H235ZM244 188V187H243ZM248 188H250V187H248ZM253 188H255V187H253ZM260 188V187H259ZM17 189V188H16ZM24 188L22 189L23 191L25 190ZM199 189L201 190V191H199ZM226 189V188H225ZM232 189V188H231ZM237 189V188H236ZM245 189V188H244ZM190 190H192L193 191V189H191L190 188ZM229 190V189H228ZM238 190V189H237ZM241 190V189H240ZM243 190V189H242ZM250 190V189H249ZM258 190V189H257ZM27 191H24L25 193L27 192ZM119 191V192H118ZM236 191V190H235ZM234 191V192H235ZM239 191V190H238ZM252 191V190H251ZM16 192H18V191H16ZM28 192V194H30ZM115 192H117V193H121V194H118V195H120V197L118 196V198L120 199V198H122V199H120V200H122L121 202H123L124 203V201H125V203L124 204H126L128 207L127 208H129V210L130 209H132V213H133V210H135V212H137L138 214H139V219L138 218H136L135 217V219H138V221H139V223L137 224H135V225H133L131 222L133 221L132 219V221H129V223H131V224H129V225H127L126 226V231H122V230H120V231H122L123 233H120V234H118L117 232L119 231V229L117 228L118 227V225H116L117 223H111V224H114V225H116L115 227L117 228V229H115V230H118L117 232H115V234L113 233V232H110V227L107 229V227L105 228L106 230V233H105V231L103 230L102 231V226L103 225H101L100 223H99V221H100V218L98 217L99 215H97V214H99V213H101L102 211H104V213H105V211L106 212H108V213H115V216L112 214L111 216L112 217H114V218H116V212H115V210L114 209H116L117 210V208L118 207H112V205L110 204V203H108V201H110V197H111V195L112 194H114L115 195ZM226 192V191H225ZM228 192H233V191H228ZM244 192V190L242 191V193ZM241 193V192H240ZM261 193V192H260ZM235 194H236V192H235ZM245 194V193H244ZM19 195V194H18ZM209 196V195H211V196H213L214 197V199H213V201H209L208 199H207V197L206 196ZM234 195V194H233ZM238 195H240V194H238ZM252 195V194H251ZM9 196H11V194L9 193ZM31 196V195H30ZM236 196H237V194H236ZM246 196V195H245ZM7 197V196H6ZM196 197V196H195ZM206 197V198H205ZM212 197V198H213ZM222 197V196H221ZM235 198V199H237L238 198V196H237V198L235 197V195L234 196H232V198ZM1 198H4V197H1ZM1 198H0V200H1ZM33 198V197H32ZM118 198L116 199V198H114L113 197V199H111L112 201L113 200H118ZM198 197H196V199H197ZM240 198H241V195H240ZM240 198H239V203H240V201H244V200H240ZM247 198V197H246ZM13 199H15L14 197H13ZM21 199V198H20ZM34 199H35V197H34ZM199 199V200H200ZM206 199V200H205ZM245 199V198H244ZM250 199V198H249ZM248 199V200H249ZM3 201H5L4 199H2ZM8 200V199H7ZM9 200H11V199H9ZM23 200V199H22ZM120 200L119 201H117V202H119L118 204H119V206H120ZM198 200V201H199ZM248 200H246V201H248ZM263 200V199H262ZM2 201V202H3ZM20 201V200H19ZM29 201V200H28ZM227 201V202H226ZM235 201V200H234ZM252 201H254V200H252ZM251 201V202H252ZM10 202V201H9ZM22 202H24V201H22ZM29 202H31V201H29ZM34 202H35V200H34ZM117 202H115V203H117ZM200 202V201H199ZM245 202V201H244ZM250 202V203H251ZM255 202V201H254ZM254 202H252V203H254ZM6 203V202H5ZM14 203H15V201H14ZM13 203V204H14ZM28 203V202H27ZM33 203V202H32ZM39 203V202H38ZM201 203V202H200ZM237 203V202H236ZM235 203V204H236ZM242 203V202H241ZM240 203V204H241ZM246 203V202H245ZM256 203V202H255ZM262 203V202H261ZM12 204V203H11ZM12 204V205H13ZM16 204H17V202H16ZM29 205L31 204V203H28ZM117 204V205H118ZM122 204V203H121ZM234 204V205H235ZM1 205V204H0ZM5 205V204H4ZM10 205V204H9ZM35 205V204H34ZM206 205H208V206H206ZM239 205V204H238ZM244 205V204H243ZM242 204H241V207H244ZM248 205V204H247ZM258 206V203H256L255 204V206ZM19 206V205H18ZM32 206V205H31ZM114 206V205H113ZM125 205H121V207H124ZM236 206V205H235ZM260 206V207H259ZM258 206V208H262L261 207V205H259ZM5 207V206H4ZM15 207V206H14ZM22 207V206H21ZM30 207V206H29ZM33 207V206H32ZM32 207H30V208H32ZM169 207V208H168ZM217 208H218V206H216ZM236 207H238V206H236ZM264 207V206H263ZM6 208V207H5ZM8 208V207H7ZM24 208V207H23ZM36 208V207H35ZM231 208V207H230ZM239 208H240V205H239ZM245 208H246V206H245ZM244 208V209H245ZM257 208V209H258ZM14 209V208H13ZM20 209H22V208H20ZM34 209V208H33ZM39 209V208H38ZM126 209V208H125ZM205 209V210H206ZM229 209V208H228ZM234 209V208H233ZM241 209V208H240ZM243 209V208H242ZM247 209H248V207H247ZM263 209V208H262ZM15 210H16V207H15ZM35 210V209H34ZM96 210H98V211H101V212H98L97 213V211ZM126 210H128V209H126ZM128 210V211H129ZM224 210V209H223ZM222 209H221V211H223ZM238 210V209H237ZM246 210V209H245ZM244 210V211H245ZM250 209H248L247 210V212L249 211ZM254 210V209H253ZM260 210V209H259ZM2 211H3V213H4V211L5 210H3L2 209ZM8 211H9V209H8ZM7 211V212H8ZM17 211V210H16ZM36 211V210H35ZM96 211V212H95ZM123 211H124V209H123ZM128 211H125L126 213L128 212ZM220 211V212H221ZM235 211V210H234ZM240 211V210H239ZM254 211H256V210H254ZM262 211V210H261ZM263 211H264V209H263ZM25 212V211H24ZM124 212V213H125ZM131 212V211H130ZM224 212H225V210H224ZM229 212V211H228ZM247 212H245V213H247ZM257 212V211H256ZM256 212H254V213H256ZM11 213V216H12V214H13V212H9V214ZM26 213V212H25ZM24 213V214H25ZM42 213V212H41ZM97 213V214H96ZM110 213V214H111ZM118 213H119V211H118ZM129 213V212H128ZM208 213V212H207ZM236 213H238V211L236 212ZM235 213V214H236ZM241 213V212H240ZM245 213H243V214H245ZM251 213V212H250ZM252 214L253 216L255 215V214ZM6 214H8V213H6ZM28 214H30V213H28ZM43 214V213H42ZM109 214V215H110ZM120 214V213H119ZM135 214V213H134ZM221 214V213H220ZM19 215H21V214H19ZM31 215H33V213H31ZM101 215V214H100ZM104 216H105V214H103ZM120 215H122V214H120ZM209 215V216H210ZM223 215V214H222ZM239 215V214H238ZM241 215V214H240ZM27 216V215H26ZM45 216V215H44ZM125 216H127V214L125 215ZM124 216V217H125ZM213 216L211 217V218H213ZM228 216H229V214H228ZM231 216V215H230ZM232 216H234V215H232ZM245 216V215H244ZM14 217V216H13ZM18 217V216H17ZM21 217H23V216H21ZM31 217V216H30ZM29 217V218H30ZM46 217V216H45ZM97 217L99 218V221L97 222ZM101 217V216H100ZM103 217V216H102ZM101 217V218H102ZM122 217V216H121ZM5 218V217H4ZM4 218H3V215L2 214H0V264H51V262H54V255H49L48 254V250L50 249V248H56V249H58L57 247V244L56 243H54L52 240H50V239H48L47 237H44L43 236V234H42V232H41V229H43L44 228V226H46L45 225V222H42V221H40V220H38V219H36V218H34V220H35V222H37L36 223V227L34 228L33 226L31 227V226H29V224H24L25 226H26V229H27V233H29V235L33 238V240H30L25 234H24V232H22L20 229H19V227H17V225L15 224V222L14 221H12L13 222V224L16 226L15 227V233H13V232H11L10 231V229H13L12 227L10 228V229H8V230H5V229H3V228H1V225L3 224L4 225ZM108 218H109V216H108ZM127 218V217H126ZM238 218H239V216H238ZM244 218V217H243ZM254 218H258V217H256V216H254ZM9 221L8 222H10V219L9 218H7ZM17 219V218H16ZM24 219V218H23ZM22 219V220H23ZM32 219V218H31ZM117 219V218H116ZM120 219V218H119ZM134 219V218H133ZM240 219V218H239ZM245 219V218H244ZM259 219V218H258ZM19 220V219H18ZM21 220V221H22ZM109 220V219H108ZM111 220V219H110ZM114 220V219H113ZM113 220H111V222L113 221ZM122 220V219H121ZM126 220H129L128 218L126 219ZM243 220V219H242ZM246 220H249V221H251L250 223L251 224H254V226H255V224L256 223H259V220H257L256 221V219H253L252 217H247L246 216ZM260 220H262V218L260 219ZM20 221V222H21ZM45 221V220H44ZM53 221V220H52ZM103 221H104V217H103ZM107 221V220H106ZM123 221V220H122ZM135 222L137 221V220H134ZM217 221H219V220H216V224H219V223H221V222H217ZM241 221V220H240ZM113 222H115V221H113ZM119 222H121V221H119ZM134 222V223H135ZM196 222H198V221H196ZM248 222V221H247ZM11 223V222H10ZM25 223V222H24ZM101 225H99V224ZM108 223V222H107ZM244 223V222H243ZM12 224V223H11ZM56 224V225H57ZM121 224H122V226H120V228L122 229V227L124 226V222H121ZM239 224V223H238ZM245 224V223H244ZM260 224V223H259ZM262 225H264V223L262 222L261 223ZM3 225H2V227H3ZM53 225V224H52ZM109 226H110V222H109V224H108ZM126 225V224H125ZM192 225V226H191ZM198 225V224H197ZM220 225V227H221V225L222 224H219ZM248 225H250V224H248ZM247 225V226H248ZM257 225V224H256ZM5 226H6V224H5ZM13 226V225H12ZM112 226V225H111ZM222 226H224V225H222ZM253 226V227H254ZM259 227L261 226V225H258ZM24 227V226H23ZM48 227V226H47ZM57 227V226H56ZM104 227H105V225H104ZM235 227V226H234ZM237 227V226H236ZM243 227V226H242ZM253 227H252V229H253ZM263 226H261V228H262ZM8 228V227H7ZM54 228V227H53ZM123 228H125V227H123ZM225 228V227H224ZM223 227H221V229H224ZM231 228V227H230ZM256 228L258 229V227L256 226ZM264 228V227H263ZM243 230H244V228H242ZM241 229V230H242ZM51 230V229H50ZM54 230V229H53ZM56 230V229H55ZM54 230V231H55ZM108 230H109V232H108ZM227 229H224V231H226ZM243 230H242V232H243ZM246 230V229H245ZM259 230H260V228H259ZM256 231V230H254V232L251 234V235H249V236H251L252 238H250L249 240H252L251 241V243L252 242H254V244H256L257 245V248L260 250V249H262V250H260V251H263V254H264V240L262 239V235H260V233H261V231L262 230H264V229H261L260 231ZM44 231H45V229H44ZM199 231H200V234L199 235H201V236H203V237H211V235H210V232L207 230V229H205L204 228V226H202V224L201 223H199ZM256 231V232H255ZM1 232H3L4 233V235H5V237H3V235L1 234ZM109 234H108V233ZM126 232H128V233H126L128 236H130L129 237V240H125V238H123V236L125 237V233ZM237 232V231H236ZM252 232V231H251ZM264 232V231H263ZM262 232V233H263ZM198 233V232H197ZM221 233H222V230H221ZM245 233H247V232H245ZM49 234H51V233H49ZM116 234H118V235H116ZM190 234H192L193 235V237H191V238H193L192 240H189V238H188V236L190 235ZM233 235H235V232H234V234ZM263 235H264V233H263ZM55 236V235H54ZM63 236V235H62ZM240 236V235H239ZM249 236H248V238H249ZM121 237V238H120ZM127 237V236H126ZM60 238V237H59ZM123 238V240L124 241H122L121 239ZM128 238V237H127ZM202 238V237H201ZM239 240V244H240V247L239 248H237L236 250H237V254H238V256H240V258L239 259H241V263L240 264H253V262H252V260H251V257L249 256V254H248V252H245L243 249H242V246H243V237H241V238H239V237H237ZM247 238V239H248ZM264 238V237H263ZM71 239V240H72ZM107 239H114V241H112V240H110V241H108ZM130 239H132L131 241H130ZM157 239V240H156ZM204 239V238H203ZM209 239H211V238H209ZM243 241H242V240ZM22 241L23 243H24V245H21L20 243H19V241ZM207 240H208V238H207ZM226 240V239H225ZM229 240V239H228ZM231 241H233V239L231 240ZM237 241V242H238ZM59 242V241H58ZM209 242V241H208ZM245 243V242H244ZM72 244H73V242H72ZM212 244H213V242H212ZM230 244V243H229ZM236 245L238 244V243H235ZM235 245V246H236ZM69 246V245H68ZM215 246V245H214ZM238 246V245H237ZM230 247H232V245H230ZM234 247V246H233ZM244 247V246H243ZM255 247V246H254ZM152 248H154V250L152 249ZM201 248V247H200ZM248 248V247H247ZM53 249V250H54ZM61 249V248H60ZM203 249V248H202ZM233 249V251L235 250L234 248H232ZM249 249V248H248ZM59 250V249H58ZM87 250H86V252H87ZM236 250H235V253H236ZM50 251V250H49ZM52 251V250H51ZM57 251V250H56ZM232 251V252H233ZM258 250L256 249V252H257ZM70 252V251H69ZM57 253H58V251H57ZM61 253V252H60ZM66 253V252H65ZM234 253V252H233ZM53 254V253H52ZM261 254V253H260ZM262 254V255H263ZM61 255V254H60ZM68 255V254H67ZM74 255V254H73ZM235 255V257H236V254H234ZM264 256V255H263ZM56 257V256H55ZM69 257H70V255H69ZM58 258V257H57ZM56 259V258H55ZM76 259V258H75ZM238 259V258H237ZM239 259H238V261H239ZM262 259V258H261ZM264 259V258H263ZM41 260H43L44 262H40ZM74 260V259H73ZM76 260H78V259H76ZM93 260V259H92ZM93 261V262H94ZM96 262L94 263V264H96ZM240 262V261H239ZM239 262H236V264H238ZM262 262H264V261H262ZM56 264V263H55ZM73 264V263H72Z\"/></svg>", "mask_w": 264, "mask_h": 264}]
</instances>
